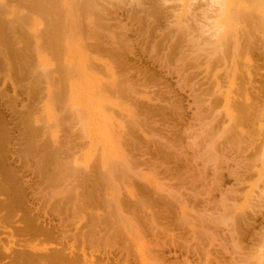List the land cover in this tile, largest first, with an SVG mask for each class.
<instances>
[{"label": "rangeland", "instance_id": "obj_1", "mask_svg": "<svg viewBox=\"0 0 264 264\" xmlns=\"http://www.w3.org/2000/svg\"><path fill=\"white\" fill-rule=\"evenodd\" d=\"M103 1H104V3H103ZM103 1L101 3L98 2V4L100 5L99 10L104 9L106 11L100 10V12H98L95 15V17L100 22L99 24H101L100 28H98V29L101 30V28H102V30L105 34L102 31L98 32V29H97V34L99 35V40L102 43L104 42V44H108V42L113 43L115 41L117 44V47L120 48L118 51L117 57L114 58V62L112 61L114 63L113 67H115V69H116L115 71H117L118 74L122 76V78L120 77V79L123 82H120V83H123V85L120 88V91L115 87V86H117V83L113 82L112 78H110L109 75H107V74L99 75L98 73L92 74V73H89V71L86 69V71H87L86 74L76 76L75 79L73 80V83L67 81V83L65 84L66 86L64 85L65 88L61 87V92H60V94H58V97H56L55 101L50 99V98L48 99V93H47L48 92L47 91L48 85L47 84H48V82H50L49 81L50 76H47L45 74V71L43 70V68L42 69L39 68L38 71H34L36 74L32 71V67H34L36 64H38V62H37L38 58H36L37 57L36 52H34L35 50L33 49L34 44H31V47L27 53H21L23 56L19 55V58H17V55L19 53L18 49L20 48V46L18 45L19 46L18 47L14 44L17 41V40H15V38H8V40L6 42H4V45L2 47H0V55L4 56L3 59L0 56V99H1L0 100L1 101L0 102V130H3L4 134H5V140H4V142H5L4 147L6 150L5 151V155H6L5 168L7 169L9 174L12 176V178L15 180V182H14V184L16 185V187L14 188V190L16 191L15 193H17L19 196H21L23 198L24 203H25V206L17 208L18 209V215L14 216V217L8 215L5 218H3V217H1V214H0V226H3L6 228L5 230L3 227L0 228L1 229L0 230V235H1L0 238L2 239V242L5 243V245H6V240H7L6 246H9L8 242L10 243V240H11V242H12L11 246L13 247V249L18 250L19 249L18 247L21 246L19 244H24L25 242L28 241V239L29 240H31L32 238L36 239V237H37L39 240L36 239V240H34L35 242H32L33 241V239H32L31 241H29L30 243L29 242L26 243V244L29 243L31 245H37L41 241L40 240L41 236H35V235L34 236L31 235L28 237L23 236L17 232V229L22 228V227H27L28 225L32 226L30 224H31V221H33V220H35L38 224H40V223L47 224L49 221H51V222L54 221L52 223L56 227L55 228L56 231L53 230L54 231L53 234L57 233L56 237L55 236L54 237L56 238V241L58 239L59 242L58 241L56 242L53 239H48V238H46V236H42V238H41L42 241L38 245L41 246V244H43L42 246H44L47 244L50 245L51 243L60 244V242L63 241V244H65V246H67V244H66V241H67V243L70 242L69 245L67 246V247H69L71 245L72 246L75 245L78 242L76 246H73V249H75L74 247H76V249L74 250L75 255L81 257L80 258L81 264L82 263L85 264L86 261H87L86 264H92L93 261H95V263H93V264H97V263L100 264V262H103L104 260H107V261H104V263H101V264H105L107 262H108L107 264H120L119 263V262H121L120 260L125 261V259H126L125 263H127V264H152V263L153 264H200V263L201 264L202 263L203 264L204 263L205 264H219V263L220 264L221 263L222 264H236L237 262L239 264V261H240L239 258H241V260L244 258V262L248 263V260H247L248 258L245 257L248 255H249L248 257L250 259L249 264H252V263L256 264L257 263L256 259L258 258V256L259 255L264 256V255H262V254H264V244H262L263 250L261 249L262 251H260V253H259V251L257 253H255L258 246L262 242L264 243V241H263V236H264V215H263L264 214V208H263L264 207V194H262V195L258 194L261 192V189H262V191H264L263 190V187H264V170H263L264 166L262 163V161L264 160V157L262 158V156H264V153L262 154V156L258 155L260 153V149H262L261 145L264 144V137H263L264 136V130H263L264 125H262V124H264V44H262L263 43L262 41L264 40V38L263 39L261 38V36H263V35L260 33H254L255 39H254V41H253L254 43L252 45L253 46L252 47V54H250L253 64L251 63L249 66L247 65V67H249V70L251 71L252 80H250L248 78V76L245 75L246 73L244 71L246 70V68H245L244 62L238 61L237 62L238 69H241V67L243 66V68H242L243 70H237V73L239 75L237 74V76L235 78H236V81H238L239 83L236 82V86L233 87V84L232 85H231V83L228 84L229 78H228V72L226 73L227 70H225L226 68L224 66H222L221 64H219V65L218 64H212L210 66L211 69L209 67H207V64L205 63L206 53H204L202 51V50H204L203 49L204 47L200 46V45H202V44H200L201 43L200 41L198 42L199 44L193 42L194 38H196L197 35H198L197 38H199V36L200 37L203 36L202 32H200L201 30L198 32V29H200L199 24H202L203 22H204L203 24H205L208 22V20H206V18H205V15L210 17L209 22L207 24H211L213 22V19L214 18L217 19V17H218L217 15L219 13H221V11H219L220 6H218L216 4H212L210 0H204V1L203 0H188L189 2H191L189 5L187 4V2H188L187 0H183V1L182 0H178V1L177 0H175V1L174 0H168L167 2H165V0H161V1L160 0H143V8H142V6L139 7L138 5H135V4L132 5L130 3L131 2L130 0H126V1L120 0V1H122L123 4H121V2L119 3L117 0H114V1L109 0V1H112L111 4L108 0H103ZM128 1L132 6L129 5ZM184 1H185V4H183ZM105 2L107 3V5L109 4L111 7L109 5L108 6L110 8L107 7ZM115 3L116 4L119 3V4H117V6H116ZM208 4H209V6H208ZM124 5H126V6H124ZM214 5H216V7ZM136 6H138V8ZM188 7H190L191 10ZM210 7L212 10H209ZM215 8H218V9L216 10ZM129 9H131V10H129ZM262 9H264V8H262ZM262 9H260V10H262ZM187 10H188L189 14L187 13ZM189 10L192 12H190ZM204 10H207V11H204ZM263 11L264 10L260 11L259 14L262 13V15L264 16ZM102 12H105L106 14L104 13V15H103ZM129 12H131V13L128 14ZM141 12H142V14H141ZM177 12H178L177 15H180L182 17L187 15L185 17L187 20H185V18H182V20L184 23L187 24L184 26H186L187 28L189 26V28H188L189 33L186 31L187 28L185 29V27L182 25H181L182 27L181 26L179 27L178 25H177V27H174L173 22H174V20L176 21V19H174V18H175V15ZM113 13H115V14H113ZM214 13H218V14H214ZM182 14H184V15H182ZM212 14H214V15H212ZM98 15H99V17H98ZM105 15L106 16L109 15L108 18H106ZM114 15H115V17H114ZM172 15L174 17H172V19H171ZM202 15L204 16L205 19L202 17ZM149 16H151V17H149ZM118 17H120V18H118ZM152 18L154 21L151 20ZM100 19H101V21H100ZM102 19H104V21ZM127 19H128V21H126ZM166 19H168V20L170 19V20L168 21ZM210 19H212V21H210ZM218 19L222 20L221 17H219ZM105 20H107V22L109 20H111L112 22L107 23V22H105ZM113 20H115V21L113 22ZM197 21L199 22L198 24H197ZM118 22H119V24H118ZM120 22H122L123 25ZM169 22L172 23V26L174 28L173 27L171 28V26H170L171 24L170 25L167 24ZM233 23L234 22H230L229 24H233ZM124 24L128 27V28L125 27V28H127L126 31H122V29H124L123 26H125ZM129 24H130V26H129ZM131 24H132V26H131ZM196 26H198V27H196ZM168 27H170V28H168ZM183 27H184V29H183ZM120 28H122V29L118 31L117 29H120ZM157 28H158V30H157ZM232 28L233 29L236 28V30L235 29L234 30L237 32V31H240L241 26H238V28L236 26H234ZM165 29H167V31ZM190 29H192V30H190ZM196 29H197V31H196ZM112 30L114 31V34H113ZM120 31H122V32H120ZM162 31H164L163 34H161ZM175 31H178L177 34L174 33ZM192 31H193V33L194 32L195 33L193 35H190V34H192ZM107 32H110V35ZM185 32L187 33L186 35H185ZM258 34H260V35H258ZM107 35H109L112 38V40ZM187 35H190V37L188 38ZM204 35L208 36V34H204ZM120 36L123 38H121ZM107 38H109V39H107ZM137 38H139V39H137ZM155 38H156V40H155ZM191 38H193V39L191 40ZM5 39H7V37H5ZM106 39H107V41H106ZM189 39H190V41H186ZM129 40H131V42H129ZM173 40H174V42H173ZM196 40L198 41L201 39H196ZM196 40H194V41H196ZM191 41L193 42L192 46H191V44H192ZM190 42H191V44H190ZM131 43H133V45ZM194 43L196 45L195 47H197V45H198V47L200 46V49H201L200 51L195 52L196 48L193 47ZM144 44H145V46H144ZM167 44H168V46H167ZM130 46H132L133 50ZM151 47H153V48H151ZM184 47L186 49H184ZM192 47L195 49V51H194V49L192 51ZM4 48H5L6 52L4 51ZM150 48L152 49L153 53L150 50ZM141 49H143V51H141ZM178 49H179V51H178ZM126 50H128V51H126ZM186 51L187 52L190 51V52L185 54L184 52H186ZM130 52H131V54H129ZM192 52H194V53H192ZM200 52H201V54H200ZM149 53L151 54V56ZM180 53H181V55H180ZM202 53H204L205 55ZM164 54H166L165 57H164ZM197 54L199 56L201 55L199 62H198L199 56ZM133 55H134V57H133ZM159 55H160V57H159ZM202 55H204V56H202ZM230 55H232L231 52H228L227 59H228V57L230 58V60L228 59V62L231 61V59H232V57H230ZM26 56H27V58H25ZM155 57H157V59ZM185 57H187V61H185L186 60ZM22 58H24V60H22ZM163 58H164V60H163L164 62L162 63V61H160V60H162ZM193 58H197V59H195V61L198 64L195 63V61L194 62L192 61ZM239 59L241 60L242 58L240 57ZM165 60H166V62H165ZM3 61L4 62L6 61L5 64L6 63L7 64L5 65L3 63ZM177 61H179L180 63H177ZM35 62H36V64H35ZM176 63L179 65H177ZM161 64H164V65L161 66ZM240 64H242V65H240ZM8 65H11V66H8ZM167 65H168V67H166ZM199 65H201V66H199ZM25 66H26V68H25ZM178 66H179V68H178ZM195 67H198L197 71L195 70L196 69ZM215 67H217V68H215ZM201 68H203V69H201ZM9 69L11 71H9ZM178 69H179V71H178ZM190 69H192L194 71H192V70L190 71ZM259 69L262 71H260ZM129 70H131V71H129ZM7 71H8V73L4 74ZM177 71H178V73H177ZM2 72H4V73H2ZM185 72H187V73H185ZM1 73L4 76L1 75ZM32 73H34V75H32ZM128 73H129V75H128ZM184 73H185V77H183ZM241 73L242 74L244 73V75H242ZM8 74L10 75V78H12V79H9L7 77ZM87 74H88V76H87ZM90 74L92 75V77ZM205 74H207L208 76H206ZM211 74L214 77V80H213V77L211 76ZM137 75H139V76H137ZM141 75H143V76H141ZM178 75H179V77H178ZM199 75H201V76H199ZM204 76H206V77L204 78ZM3 77H5L4 80H3ZM135 77L137 79L134 80ZM143 77H145V78H143ZM244 77H246V78H244ZM182 78H183V80H181ZM196 78H198V79L196 80ZM88 79L91 80V82ZM144 79H145V82H144ZM193 79L195 80L194 83H193ZM225 79H227V80H225ZM28 80L30 83L28 82ZM93 80H97V83L98 82H101V83H99V85H96L95 86L96 88L95 87L91 88V86H93V83H92ZM180 80L182 82L184 81V83H182ZM209 80H212V81H209ZM248 80H250L252 82L249 83L250 81L247 82ZM11 81H13V82H11ZM25 81H27V82H25ZM125 81H126V83H125ZM178 81L181 83H179ZM1 82H3V83H1ZM27 83H29V84L27 85ZM43 83H45V84H43ZM137 83H139V84H137ZM141 83H143V84H141ZM190 83L191 84L193 83L192 84L193 89H191L192 87H191ZM247 83H249V84H247ZM86 84L89 85V88H91V89H89V88L86 89L87 88V87H85V86H87ZM165 84H166V86H165ZM194 84L196 85V87ZM237 84H238V87H237ZM245 84H247V85H245ZM15 85H17V86H15ZM146 85H147V87H146ZM183 85L186 87V89L184 88ZM188 85H190V86H188ZM205 85H208V86H205ZM104 86H106V88ZM123 86H125V87H123ZM137 86H139V87L137 88ZM200 86H201V88H200ZM13 87L14 88L17 87V88H15L16 91L14 90ZM126 87H130V88L127 89ZM229 87L230 88L232 87L231 92H230ZM102 88L106 89V91H104ZM147 88H149V89L147 90ZM167 88H169V89H167ZM221 88H222V90H221ZM236 88H238L239 92H241V90L245 91V89H246L249 92V97L251 98L250 103L252 104V107H251L252 110L250 109L249 110L250 113L247 116H245L243 123L240 125L241 127H237V125L234 124L237 127V129L232 124V122L230 124L228 118H226V109L227 108H225L226 107L225 103L223 105V102H225L223 99V96L225 98V95L227 93V91H225V90L228 89L229 94L230 95L233 94V97L237 98V96H239V92H236L237 91ZM112 89H113V91H112ZM129 89H130V91H129ZM160 89H163V90H160ZM200 89H201V91H200ZM219 89H220V91H218ZM250 89H252V90L250 91ZM254 89H256V90H254ZM13 91H15V92L13 93ZM131 91H132V94H130ZM141 91H143L144 93ZM212 91H215V95H214V92H212ZM40 92H42L43 94L42 93L40 94ZM109 92H110V94H109ZM150 92H152V93L150 94ZM211 92L213 95H211ZM220 92H221V94H219ZM255 92H257V93H255ZM6 93H7L8 98L6 96ZM12 94L14 96L16 94L17 95L14 97V96H12ZM28 94H30V95H28ZM94 94H96V95H94ZM234 94H235V96H234ZM27 95H28V98H27ZM199 95H201V97ZM211 96L213 98H211ZM136 97H138V99ZM155 97L158 98V99H156L157 101L159 100L158 102L155 100ZM229 97H231V96H229ZM232 98H231V100H232L231 102H233V99H234V98L233 99ZM107 99H108V102H105ZM151 99H153V100L151 101ZM170 99L171 100L173 99V100L171 101ZM207 99H208V101H207ZM162 101H164V102H162ZM204 101H207V102H204ZM165 103L170 108L168 106H166ZM193 103H195V104H193ZM200 103L201 104L203 103V105L205 103V105L203 106ZM221 103H222V105H221ZM4 104L7 105V106L5 105L6 108H5ZM15 104L17 107L15 106ZM76 105L80 109L75 110V108H74L75 111H73L72 107H74V106L77 107ZM19 106H22V107H19ZM23 106H25V107H23ZM257 106H259V107H257ZM206 107H208V108H206ZM230 107H232V105ZM9 108L11 110H9ZM199 108H201V109L199 110ZM215 108H217V109H215ZM20 109H22V110H20ZM30 109H32V111ZM176 109H179V110H176ZM256 109H257V111H256ZM77 110H80L83 112L80 113V111L77 112ZM231 110H232V108H231ZM7 111H9V112H7ZM29 111L31 112V114H29ZM135 112H137V113H135ZM205 112L207 115L208 114H212V115L207 116L205 114ZM232 112H234V111L232 110ZM71 113H72V115H71ZM137 114L139 117L137 116ZM199 114H201V115L199 116ZM28 115L30 118H28ZM70 115L72 117H70ZM76 115H78V117ZM133 115H134V117H133ZM234 115H236V114H234ZM255 116L257 117L255 119L256 121L253 120L255 118ZM32 117L38 118L39 121L37 120V124H38V126H40L39 128H37L38 130L35 132V136L31 134V129H29L27 127L28 123L31 121V119H33ZM79 117H80V120H79ZM200 117H202V118H200ZM224 117H225V119H224ZM235 117H237V115ZM260 117H261V120H260ZM258 118H259L260 122L257 121ZM133 120H134V122L137 121V124L139 123L140 126L135 124V123H134V125L131 124V123H133L132 122ZM149 120H151V121H149ZM204 120H206V121H204ZM152 121L155 123L157 122L156 123L157 126ZM197 122H198V124H197ZM207 122H209V125ZM39 123H40V125H39ZM152 123L156 127L155 126L153 127V125H151ZM254 123H256L257 125H255ZM252 124H253V126H252ZM136 125L139 127L137 128ZM191 125H192V127H191ZM210 125H213V126H210ZM228 125L230 127H229V130L227 131ZM121 126H122V128H121ZM134 126H136V127H134ZM204 126H206V127H204ZM259 126H262L263 128H260ZM43 127H44V129H43ZM49 127H51V128H49ZM141 127H142V129H141ZM223 127H224V129L226 128L225 131H224ZM138 129H139V131H138ZM46 130H47V133H46ZM143 130H144V132H143ZM199 130L202 132L200 133ZM150 131H153V133H154L153 135H156L158 137L161 136V137L160 138L156 137L157 139H155L154 137H152L153 135H152V132L150 133ZM221 131L223 133L224 132L225 133L228 132V133H226V135H225ZM193 132H194V135H193ZM217 132H218V135H217ZM259 132H260L261 136H260ZM148 133L151 134V136ZM220 133H222V135ZM40 134L43 136H41ZM215 134L218 136V138L221 136L222 139L220 141L218 139H216ZM248 134H251V135H248ZM192 135L197 136L196 137L197 139L200 137L199 140H201V141L197 140L195 137H192ZM223 135H225V136L223 137ZM31 136L35 137L36 141H31L30 140ZM190 136H191V138H190ZM209 136H210V138H209ZM41 137H43V138L41 139ZM128 137H130L131 140ZM163 137L165 140L163 139ZM186 137L190 138V140L189 139L187 140ZM36 138H38V139H36ZM205 138H207V139H205ZM50 139H52V140H50ZM210 139L212 142L211 147L209 146L211 144V142L209 141ZM14 140L16 142H13ZM214 140H216V141H214ZM40 141H42V142H40ZM120 141H121V145L119 144ZM193 141L194 142L197 141L196 142L197 146L195 145V143ZM203 141H204V143H202ZM208 141L210 142L209 144H208ZM12 142H13V144H12ZM35 142H39V143H35ZM215 142L217 143V145ZM240 142L242 143V145ZM261 142H263V143L261 144ZM8 143H9V147H7ZM24 143L26 144V146L24 145ZM169 143H170V145H169ZM237 143L239 145H237ZM199 144H200V146L198 147ZM221 144H222V146H221ZM227 144H230V146L229 145L227 146ZM234 144H235V146H233ZM14 145L15 146L18 145V146L15 147ZM189 145L192 147H190ZM10 146H13V148ZM67 146H68V148H67ZM120 146L122 149L120 148ZM167 146H169V147H167ZM206 146H209V147H206ZM259 146H261V148ZM103 147H105V148H103ZM173 147H175L174 148L175 150H173ZM248 147H250V148H248ZM11 148H12V150H11ZM207 148H211V150H213V151H211L212 154H210L211 153L210 149H207ZM247 148H248L249 152L247 150H244ZM224 149L226 151H224ZM134 150H135V152H134ZM177 150H179L178 153H177ZM215 150H217V152ZM139 151H141V152H139ZM207 151H209L210 153H208V155L206 156L205 154H207L206 153ZM243 151L244 152L246 151L245 152L246 154L243 153ZM8 152H10V153L8 154ZM14 152H15V154H14ZM17 152H18V154H17ZM24 152H26L27 154L25 155ZM105 152H107V154ZM203 152H205V153H203ZM257 152H258V154H257ZM19 153H20V155H19ZM104 153L107 155L106 156L107 158L109 157L108 158L109 160H110V156L113 158L110 161L106 160V161H108L107 166H109L111 168V169H107V170H109L108 172L106 171L107 173H104V170L100 171L102 169H100L101 167H99L102 163L101 160H102V155ZM119 153L120 154L124 153V154H122L123 156H125L127 153V156L129 155V157H131L130 159L128 157V159L130 160L129 162L131 163L130 164L132 167L131 169H129L130 168L129 164L128 165L124 164V162H125L124 159L126 158V156H125V158H123L122 156L120 157ZM180 153L181 154L184 153V155H180ZM234 153H235V155H233ZM10 154H11V156L14 155V157L13 156L11 157ZM185 154L187 155V157ZM241 154H245V155H241ZM24 155L26 156V160L24 158L25 157ZM176 155H178V156H176ZM198 155H200V156H198ZM202 155H204L203 158H202ZM213 155L215 157H212ZM230 155H232V156H230ZM19 156H20V158H19ZM60 156H62V157H60ZM87 156H88V158L90 156L93 157V158L90 157L93 160L91 161V159H90V165H89V166H93V168L91 169V172H88V173L84 172V170H87V167H88L86 164V157ZM234 156L235 157L237 156V157L235 158ZM239 156H241L240 159H239ZM260 156L263 160L260 159ZM78 157L81 160L80 161L81 164L75 165V166L78 168V170H81L82 172L78 174V178H80V179L75 181V182H77V184H76L77 188H76V187L72 186V183H71V186H69L70 178L72 181L74 177L73 176L70 177L71 175L69 177H67L65 175V177H67V178H65L64 174H71L70 168L72 166H74L73 164H75L73 162V160L75 161V159H77ZM200 157L202 159H200ZM228 157H230V158H228ZM242 157H243V159H242ZM251 157L255 158L253 163L248 162V160H251V162H252L253 159ZM10 158H12V159H10ZM34 158L35 159L38 158V159L35 160ZM115 158L117 160H118V158H121V159L123 158V161L120 159L117 161ZM140 158H142V159H140ZM206 158L209 160L208 164H207L208 160ZM210 158H212V159H210ZM214 158L215 159L219 158V160H215ZM226 158L229 159V160L227 159L228 160L227 162H225ZM256 159H258V160H256ZM9 160H11V161H9ZM19 160H20V162H19ZM41 160H43L44 162ZM114 160L119 165L117 163H116L117 165H115ZM235 160H236V162H234ZM238 160H239V162H237ZM259 160H260V162H259ZM64 161H65V165L67 166V168L70 169V170L68 169V171H67V169L65 168L67 173L65 172V170L63 168V166L66 167L64 165ZM111 161H112V163H111ZM120 161H121V163H119ZM243 161L244 162L246 161V162L243 163ZM72 162H73V164H72ZM203 162H205V164ZM25 163L27 164V166ZM38 163H41L43 165H41L40 168L38 167V169H37V166L40 165ZM84 163H85L86 168L84 166ZM260 163H262V164H260ZM24 164L26 166V169H25ZM70 165H72V166H70ZM120 165H123V167H121ZM237 165H239V166H237ZM29 166H30V168H29ZM111 166H113V167H111ZM114 166H115V168H114ZM126 166H127V168H126ZM2 167H3V165H0V171L2 170L1 169ZM31 167H32V169L34 168V170H32ZM109 167H107V168H109ZM133 167L136 168L135 172L133 170L134 169ZM240 167H241V169H240ZM124 168L126 170L128 169L127 172L130 171L131 173L129 172V174H127L124 171L125 170ZM261 168H263L262 171H261ZM28 169L31 172L28 171ZM53 169H54V171H53ZM238 169H240V170H238ZM118 170H120L122 172L124 171V173L127 174V176L125 175V177H127L129 179H126V178H125L126 180L123 179L124 175L122 176V174H124V173H122V172L119 173ZM132 170H133V172H132ZM61 171H62V173H61ZM113 171H114V173H113ZM259 171H261V172H259ZM19 172H21V173H19ZM31 173H33V174H31ZM103 173L106 174V177H105V175L103 176ZM112 173L114 174L113 175L114 177L112 176L113 178H110ZM115 173L117 175H115ZM214 173H215V175H214ZM216 173H217V175H216ZM98 174L101 176H99ZM38 175H41V176H38ZM119 175L121 176V181L123 182V184H121L122 182L120 181ZM129 175H130V177H129ZM134 175H135V177H134ZM260 175H263V176L261 177ZM49 176H50V178H49ZM197 176L200 179H198V178L196 179ZM38 177H40V178L37 179ZM100 177H102V178L104 177L106 179L105 180L106 183L103 180L104 178L102 179ZM22 178H24L23 182L21 181ZM62 178L67 179V182L61 181ZM107 178L112 182V184L114 186H115L114 182H117L116 183L117 185L115 187L112 185V188L113 187L116 188V189H114L116 191H113V189L109 188V187H111V184H110V182L108 183L109 180ZM165 178L166 179L168 178V179L166 180ZM40 179H42V180H40ZM46 179H48V180H46ZM54 179L58 180V181L53 182ZM65 179H63V180H65ZM43 180H44V182L47 181V183L45 182L46 184H42L43 182H41V181H43ZM118 181H120V182L118 183ZM63 182H64V187L61 186V185H63ZM39 183L42 184V187ZM55 183L57 184V186L60 185L63 188L60 187L61 190H60V188L57 189L56 185H54ZM67 183H69L68 184L69 187H72L71 190L69 187H68V189H65V188H67L65 186V184L67 185ZM34 184L35 185L38 184L36 186L37 188L33 187ZM106 184H107V186L108 185H110V186L107 187ZM73 185H75V183ZM104 185L107 188H105ZM38 186H39V189H38ZM46 186L47 187L50 186L51 188H56V189L54 190V189H51L50 187H48V188H50V190H48V192H47ZM192 186H193V188H191ZM34 188H35V190H34ZM103 188L105 189L104 191H103ZM63 189H65V191L66 190L70 191L69 194H68V192H66V193L63 192L64 193V199L61 198V196L59 195L60 193L58 194V192H57L58 190H60L62 192ZM77 189H79V190H77ZM107 189H108V191H107ZM156 189L157 190L160 189L159 191L161 193H163V195L159 191H158L159 193H157ZM36 190H38V192ZM40 190H41V192H40ZM51 190H52V192L55 191L56 193L53 192L54 196H57V194H58V196H60L58 198H60V199L53 197L55 199V200H53V198L51 196V195H53V193L51 192ZM118 190H120L121 192ZM31 191L33 194H31ZM73 191H75V192H73ZM76 191L78 193H76ZM167 191H168V193L170 192V196L172 197L171 199H169L170 196H169V194L166 193ZM34 192H37L38 196H39V194L41 196H39L37 198L36 197L37 194ZM44 192H46V193L44 194ZM50 192H51V194L49 196ZM118 192H119L120 196H119ZM133 192H134V194H133ZM47 193H48V195H47ZM175 193H176V195H175ZM34 194H36V196ZM42 194H44V195L42 196ZM66 194H67V196H65ZM127 194H131V196L127 195ZM237 194H238V196H237ZM32 195L34 198H32ZM1 196L3 197L4 195H1ZM1 196H0V198H2ZM76 196L80 197L81 199L77 198ZM127 196H128V198H127ZM46 197H48V198H46ZM62 197H63V195H62ZM119 197H120V200H119ZM132 197L134 200L132 199ZM4 198H6V196ZM43 198L45 199L44 201H43ZM50 198H52V199H50ZM108 198L109 199L111 198L112 202L115 201L113 203H116V204H117V202L119 203L118 205L120 206V208L118 209V211H117V208L119 206L116 204L112 205L113 203H111L108 200ZM125 198H127V199H125ZM130 198L132 201L130 200ZM173 198H175V199H173ZM222 198H224V199H222ZM259 198H260V200H259ZM61 199H63L61 201L62 204L60 202ZM75 199L78 201H76ZM105 199L108 201H106ZM47 200L49 202L48 204H50V202H51L50 206H47L48 205ZM71 200H73V201L75 200V203L77 202L76 204H74L75 206H71V205H73L72 204L73 201L71 203ZM137 200L139 202L141 200V202H143V203H141V202L139 203ZM257 200H258V203H257ZM30 201H32V202H30ZM40 203H41V205H40ZM105 203H107L108 207L106 206ZM36 204H37L38 208H37V211L34 212V209H36V208H34L36 206ZM109 204H110V207L112 208L111 209L112 211L110 210ZM139 204H145L144 206H146V209L144 207H142L144 209L143 210ZM258 204H259V207H260V205H261V207L263 205L262 209L261 208L259 210L256 209ZM46 206H47V208H46ZM65 206H66V208L68 207L67 208L68 210H66V212H65V209H66ZM104 206H106L108 209L103 208ZM113 206H115V208H116L115 210H113L114 209ZM248 206H249V209L247 210ZM76 207H77V210L75 209ZM83 207H86V208H83ZM181 207H182V209H185V211H183L181 209ZM234 207L236 208V210H234L235 209ZM87 208H89V211H91V213L89 211H87L88 210ZM96 208H97V210H99V211L102 210V211L100 213H98L99 212L98 211L97 214H96V211H94L96 214V216H95L94 212H92V210H96ZM122 208L124 210H122ZM250 208L252 210H250ZM42 209H44V211ZM71 209L72 210L75 209V215L77 216V214H76V211H77L78 214H80L78 217L79 218L82 217L83 220H82V218H80V220H81L80 221L77 218L79 220L77 222L73 211H72L73 214H71V211H69ZM105 209H106V211H105ZM130 209L132 211H130ZM52 210H53L54 214L51 212ZM80 210H81V213L79 212ZM148 210H151V211L149 212ZM152 210H154V211H152ZM180 210L182 211V213H180L181 212ZM85 211H86V213H85ZM108 211L112 215H115L113 213V211L114 212L117 211V212L121 213V214H119L116 212L118 217H115V219L120 218V220L116 221L114 219V216H112V215L110 216ZM206 211H208V212H206ZM30 212L32 214H30ZM45 212H47V214H45ZM127 212H128V214H127ZM138 212L141 214H139ZM186 212H187L188 216L190 215V216L194 217L192 219L190 218V220L194 221V223L192 222L193 225H192V223H189L191 221L188 222V218H187L188 216H184L186 214ZM221 212L223 214H224V212L227 213L225 215V217L228 216V213H230L231 216H235L234 217L235 220H234V219H231L233 217H231L229 214V216L231 218L227 219L228 222L226 221V223L228 225L230 224L232 226V227H229L230 231H229L228 227H226L228 225L224 224L223 219L220 220L221 222L223 221V224L221 226L219 225V224H221L220 222L219 223L217 222V224L219 226L216 225V223H214L220 219ZM239 212L242 214H240ZM83 213H85V214H83ZM105 213L107 216L105 215ZM142 213H144L146 215L145 216V217H147L146 220H144L145 217H144V215H142ZM146 213L147 214L150 213V214L147 215ZM55 214H58V216ZM129 214H131V215H129ZM181 214H182V216H181ZM47 215L49 217H47ZM59 215H61V217H59ZM71 215H74V216H71ZM120 215H123V216L121 217ZM132 215H134L135 218ZM150 215H151V217H149ZM85 216H86V218H85ZM108 216L111 217L110 219H112V220L114 219V223L112 220H110L108 218ZM130 216H132V217H130ZM152 216H154V221H153ZM67 217H68V219L73 217L71 220L73 222L75 220L74 224L77 223L76 227H78L79 229H77L76 227L75 228L78 230V234H77V230L74 229L72 226L73 222L70 219L68 221ZM74 217H75V219H74ZM97 217L99 218L100 221L98 220ZM124 217L127 219V222L124 220L125 224L128 223L129 228L126 227L127 224L125 225L124 221L122 220ZM222 217H224V216H222ZM1 218H2V220H1ZM13 218H15V219H13ZM48 218H49V220H47ZM131 218L133 220L136 219L135 220L136 222L138 220V222H137L138 226H137L136 222H134L133 220L132 221L130 220ZM195 218H196V221H195ZM203 218H204V220H203ZM209 218L211 219L212 222L213 221L214 222L212 223ZM7 219H8V221H7ZM10 219H12V220H10ZM38 219H40V220H38ZM43 219H44V221H42ZM180 219H182V221H183V219L184 220L186 219L188 222L187 223L188 225L184 224V223H186L185 221H184V223L183 222L181 223ZM13 220H15V221L13 222ZM150 220L152 221L151 224L149 223ZM224 220H226V218ZM231 220L234 221L233 222L234 224L232 223ZM59 221H60V223H59ZM64 221L65 222L67 221V223H65ZM92 221H93V223H92ZM115 221L116 222L121 221V222H119V225L122 224L121 225L122 228L121 227H120V229L116 228V225H118V224H115ZM241 221H243V222H241ZM3 222H5V223H3ZM18 222H20L22 224H20ZM69 222H70V224H69ZM133 222L135 223V225L133 224ZM197 222H199L201 225H198L199 223H197ZM10 223H12L14 225H11ZM153 223L154 224L157 223L159 227L155 228L157 226V224L154 227V225L152 226ZM202 223H203V226H202ZM58 224H60V225H58ZM100 224H102L103 227H101L102 225H100ZM112 224H114L115 226ZM5 225L9 226V227H6ZM105 225H107V226L105 227ZM119 225L117 227H119ZM190 225L193 227H191ZM194 225H196V226L194 227ZM61 226H62V228H59ZM95 226H96V228H95ZM134 227H137V229L139 231L142 229H140L138 227L144 228L141 231V233H142V235L144 234L146 236V238L149 237L151 239V238H153L152 235H155V236L150 241L149 238L146 239L145 236L142 237V235L139 234L140 232L137 231L136 228L134 229ZM233 227H235L236 231L234 229H232ZM9 228H12L13 230H11ZM67 228H69V229H67ZM84 228L87 229L85 232H84ZM97 228H99V229L97 230ZM105 228H108V229H105ZM149 228H151V229H149ZM159 228H160V230H159ZM204 228H206V230H208V232L206 231L207 233H210V234L212 233V235H213V237L211 236L212 238H214V237H218V238H214V240L212 239L213 240L212 241L211 238L209 237L210 234H208L209 236L207 234H205L206 232H204L205 231ZM65 229H67V230H65ZM121 229H122V232L120 231ZM132 229H133V231H130ZM201 229H202V233H201ZM231 229H232V233L234 234L236 232L235 235H237V236L231 234ZM60 230H61V233H60ZM75 230H76V232H74ZM81 230H83V231H81ZM193 230L195 231V233H193L194 232ZM233 230H234V232H233ZM6 231H8V233H6ZM110 231H112V232H110ZM136 231H137V233H136ZM198 231H200V232H198ZM69 232H71V233H69ZM83 232L85 233V235L83 234ZM100 232H102V233H100ZM123 232H124V234H123ZM128 232H131V234H129ZM189 232L192 233V239L193 240L195 239L196 241H193L192 243H190L192 240L190 239L191 233H189ZM203 232L205 235H207L206 238L209 237L207 239H210L211 242H210V240L208 241L205 238V235L203 234ZM11 233H12V235H11ZM62 233L67 234V236L65 235L64 239H69V241L63 240L64 235L61 236ZM74 233H75V235H74ZM90 233L94 237L89 235ZM98 233H100L101 235L98 236ZM151 233H152V235H151ZM13 234H15L16 236L15 235L13 236ZM108 234H110V235H108ZM132 234H134V235L132 236ZM230 234L233 235V237ZM79 235L82 238L84 237L85 240L84 241H83V239L80 240L81 238H78ZM106 235H108V237H106ZM124 235H126V237ZM73 236H75V239L72 238ZM88 236L92 237V240H90L91 238L90 239L87 238ZM135 236L137 237V239ZM138 236L140 237V239H138ZM188 236H189V238H188ZM249 236L251 239L249 238ZM117 237H118V239H117ZM131 237H133L132 238L133 241H132V239H130ZM193 237H195V238H193ZM14 238H16V239L18 238V239L15 240ZM128 238H129V240H131V242H132L131 244H128V243H130ZM141 238L144 240H142ZM93 239H94V241H93ZM97 239L98 240L100 239L99 242H95V241H98ZM155 239L156 240L158 239L157 240L158 242L155 241ZM148 240L150 242H148ZM231 240L232 241L236 240L237 244H240V245L243 243L241 245L242 247L240 245L239 246L235 245L236 243L234 244V242H231ZM18 241H20V242H18ZM81 241L84 242L85 246L83 245V243L81 245ZM106 241H107V246L109 245V243H110V245L115 243L114 245H116V246L118 245V246L115 247V246L111 245V249H110L111 251H109L110 253L108 252L110 247H108V250L105 248L107 253L104 252V255H100V254H103L100 251H104L103 250L104 249L103 244H106ZM125 241H127V243ZM154 241H155V243H154ZM187 241L190 243L189 246H187V243H188ZM200 241H201V243H199ZM42 242H44V243H42ZM124 242L126 245H128V247L124 244ZM134 242H135V244H133ZM137 242H138V244H137ZM152 242H153V244H157V245H153ZM184 242L185 243L187 242L186 245ZM238 242H241V243H238ZM149 243H151V245L153 247V249L151 247L152 250L149 249L151 246ZM91 244L95 248L93 247L92 249H90L92 247ZM94 244H96V245L99 244L98 245L99 247L96 248L97 246H95ZM194 244H196V245L193 246ZM202 244H203V247L208 246V247H206L207 248L206 250L204 249V252H202L203 251L202 250V248H203ZM131 245H133L134 248H132ZM146 245L149 246L146 249H149L150 254L152 255L153 253L156 252V256L152 255L150 257V254H149V257H148L145 255V254H147V252L149 253V251L144 252L146 250L144 248L147 247ZM172 245L175 246L174 250H173ZM200 245H201V247H200ZM231 245H234L236 247L238 246L239 248L241 247V249L243 248L245 250H243V252L241 250H239V251H241V253H239V251H237L239 248L237 249L235 247L237 249V250H235V252L238 255H236L234 252H233L234 254H232V250L234 251V248ZM252 245L254 246L253 248H252ZM40 246H38V247H40ZM81 246H83V248H81V252H80L79 250H80ZM107 246L105 245V247H107ZM123 246L124 247L126 246V247L123 248ZM155 246L157 247L156 248L157 250L154 249ZM21 247L23 248V246H21ZM118 247H120V248H118ZM194 247L196 248V251H195ZM216 247H217V249H216ZM249 247H251V248H249ZM112 248H113V250H112ZM121 248H123V249L121 250ZM208 248L210 249V251ZM224 248H225V251L227 250L226 252L224 250H222ZM96 249H99V250H96ZM124 249H126V251ZM246 249H248L250 251L248 252V250H246ZM76 250H78V251H76ZM84 251H85V253H83ZM133 251H136V252H134V254H133ZM186 251H188V253ZM207 251H209L210 253ZM228 251H229V253H228ZM246 251H247V254L250 253L251 255L245 254L244 257L241 256V254L244 255V253H246ZM96 252L98 253V256H97ZM120 252H121V255L119 254ZM125 252H127V254ZM1 253H2V249L0 247V254ZM80 253L85 257L87 255L86 258L88 260H90L89 263H88V260L84 259V257ZM136 253L139 254L138 259H137ZM197 253H198V256H196ZM202 253L203 254L206 253L204 257H203ZM118 254H119V258H116V257H118ZM109 255H111V256H109ZM233 255H234V257H233ZM101 256H102V258H101ZM105 256H107L109 259ZM127 256H128V259H127ZM161 256H162V258H161ZM199 256H200V261H198ZM82 257H83L84 261L82 260ZM260 257L258 258V260H260ZM123 258H124V260H123ZM147 258H150V259H147ZM158 258H159V260H158ZM203 258L204 259L209 258V260L206 259V260H208V263H207V261H204ZM236 258L239 261L236 260ZM245 258L247 261H245ZM145 259H147V260H145ZM223 259H224V261H223ZM97 260H99V262ZM148 260H151V262ZM216 260L219 262H216ZM254 260H255V262H254ZM261 260H263V259H261ZM5 261L6 260H4L2 262V260H0V264L1 263L2 264H9L10 260H8L6 262ZM112 261H116V262H112ZM138 261H139V263H138ZM152 261H154V262H152ZM225 261H226V263H225ZM240 262H242V261H240ZM244 262H242V263L247 264ZM261 262H259L258 264H260ZM263 262H264V260H263ZM121 264H124V262H122Z\"/></svg>", "mask_w": 264, "mask_h": 264}, {"label": "bare ground", "instance_id": "obj_2", "mask_svg": "<svg viewBox=\"0 0 264 264\" xmlns=\"http://www.w3.org/2000/svg\"><path fill=\"white\" fill-rule=\"evenodd\" d=\"M103 0H0V47H2L3 45H4V42H6L7 40H8V38H15V40H17L14 44L16 45V46H20V48L18 49V51H19V53H18V55H17V58H19V55H21V56H23L21 53H27L28 51H29V49H30V47H31V44H34V46H33V49L35 50L34 52H36V58H38V64H36V62H35V66L34 67H32V71L34 72V71H38V69L39 68H43V70L45 71V74L47 75V76H50V78H49V81L50 82H48V99L50 98V99H52V100H56V97H58V94H60V92H61V87L63 88L64 87V85L67 83V81L68 82H71V83H73V80L75 79V77L76 76H79V75H83V74H86V69L89 71V73H98L99 75H102V74H107V75H109L110 76V78H112V80H113V82H116L117 83V86H115L119 91H120V88L122 87V85H123V83H120V82H123V81H121V79H120V77L122 78V76L121 75H119L118 74V72L117 71H115L116 69H115V67H113V62H114V58L115 57H117V55H118V51H119V47H117V44H116V42L114 41L113 43H110V42H108V44H104V42L102 43L100 40H99V35L97 34V29L98 28H100V25L101 24H99L100 22L97 20V18L95 17V15L98 13V12H100V10H99V4H98V2H102ZM109 1V0H108ZM112 1H114V0H112ZM112 1H109L110 2V4H111V2ZM119 3L121 2V4H123L122 3V1H120V0H117ZM116 1V2H117ZM126 1V0H125ZM131 2V4L133 5V4H135V5H138L139 7L140 6H142V8H143V0H130ZM161 1V0H160ZM168 0H165V2H167ZM175 1V0H174ZM178 1V0H177ZM183 1V0H182ZM188 1V0H187ZM186 1V2H187ZM204 1V0H203ZM211 1V3L212 4H216V5H218V6H220L219 8H220V10L219 11H221V13H214V14H218L216 17H217V19L216 18H214L213 19V22L211 23V24H207L208 22H209V18L210 17H208L207 15H205V18H206V20H208V22L207 23H205V24H199V26H200V29H198V32L200 31V32H202V35L204 36H199V38H197L198 37V35H197V37L196 38H194V40H196V39H201V40H196V41H194L193 40V42H195V43H198L199 41L201 42L200 44H202V45H200V46H203L204 48V50H202L204 53H206V61H205V63L207 64V67H209L210 68V66L212 65V64H221L222 66H224L225 68V70H227L226 71V73L228 72V78H229V82H228V84L229 83H231V85L233 84V87L234 86H236V82H238V81H236V76H237V70H243L242 68H243V66L241 67V69H238V64H237V62L239 61V62H244V64H245V68H246V70L244 71L246 74L245 75H247L248 76V78L250 79V80H252V74H251V71L249 70V67H247V65L249 66L251 63H252V58H251V56H250V54H252V45H253V41H254V33H260V34H262L263 36H261V38L263 39L264 38V16L262 15V13H260L259 14V12L260 11H262V10H264V9H262V8H264V0H210ZM189 2V1H188ZM187 2V4L189 5L191 2H189L188 3ZM193 2V1H192ZM202 2V1H201ZM103 3H104V1H103ZM119 3H117V4H119ZM125 3V2H124ZM128 3H129V1H128ZM129 3V5H131ZM105 4H106V6L107 7H109L108 5H107V3L105 2ZM104 4V5H105ZM116 4V3H115ZM117 4H116V6H117ZM120 4V5H121ZM127 4V3H126ZM179 4V3H178ZM183 4H185V1H184V3ZM196 4V3H195ZM210 4V3H209ZM209 4H208V6H209ZM128 5V6H129ZM131 5V6H132ZM149 5V4H148ZM187 5V6H188ZM211 5V4H210ZM216 5H214L215 7H216ZM113 6V5H112ZM124 6H126V5H124ZM127 6V7H128ZM138 6H136L137 8H138ZM147 6V5H146ZM186 6V5H185ZM207 6V5H206ZM213 6V5H212ZM103 7V6H102ZM101 7V8H102ZM111 7V6H110ZM109 7V8H110ZM130 7V6H129ZM148 7V6H147ZM184 7V6H183ZM192 7V6H191ZM205 7V6H204ZM125 8V7H124ZM185 8V7H184ZM188 8H190V7H188ZM187 8V9H188ZM209 8V7H208ZM213 8V7H212ZM229 8V9H228ZM112 9V8H111ZM173 9V8H172ZM180 9V8H179ZM216 10L218 9V8H215ZM214 9V10H215ZM260 9H262V10H260ZM104 9H102L101 11H103ZM129 10H131V9H129ZM168 10V9H167ZM171 10V9H170ZM190 10H191V8H190ZM189 10V11H190ZM208 10V9H207ZM207 10H204V11H207ZM209 10H212L211 9V7H210V9ZM260 10V11H259ZM104 11H106V10H104ZM179 11V10H178ZM199 11V10H198ZM259 11V12H258ZM168 12V11H167ZM190 12H192V11H190ZM212 12V11H211ZM215 12V11H214ZM217 12V11H216ZM103 13V15H104V13L105 12H102ZM131 12H129L128 14H130ZM182 13V12H181ZM187 13H188V10H187ZM263 13H264V11H263ZM106 14V13H105ZM113 14H115V13H113ZM112 14V15H113ZM141 14H142V12H141ZM173 14V13H172ZM178 14V12L176 13V15H175V18L174 19H176V21L174 20V22H173V24H174V27H177V25L180 27L181 25L182 26H184V25H187L186 23H184L183 22V20H182V18H185L186 16H180V15H177ZM180 14V13H179ZM186 14V13H185ZM189 14V13H188ZM214 14H212V15H214ZM100 15V14H99ZM99 15H98V17H99ZM111 15V14H110ZM147 15V14H146ZM174 15V14H173ZM171 16V19H172V17H174V16ZM182 15H184V14H182ZM262 15V16H261ZM106 16V15H105ZM109 16V15H108ZM108 16H106V18H108ZM119 16V15H118ZM189 16V15H188ZM196 16V15H195ZM207 16V17H206ZM114 17H115V15H114ZM121 17V16H120ZM120 17H118V18H120ZM149 17H151V16H149ZM168 17V16H167ZM202 17L204 18V16L202 15ZM214 17V16H213ZM219 17H221L222 18V20L220 19H218ZM196 18V17H195ZM204 18V19H205ZM129 19V18H128ZM128 19L126 20V21H128ZM149 19V18H148ZM103 21H104V19H102ZM151 20H153V18L151 19ZM166 20H168V19H166ZM170 20V19H169ZM168 20V21H169ZM172 20V21H173ZM185 20H187L186 18H185ZM195 20V19H194ZM100 21H101V19H100ZM102 21V22H103ZM115 20H113V22H114ZM117 21V20H116ZM119 21V20H118ZM154 21V20H153ZM204 21V20H203ZM210 21H212V19H210ZM105 22H107V20H105ZM108 22H112L111 20H109ZM107 22V23H108ZM123 22V21H122ZM122 22H120L122 25H123V23ZM177 22V23H176ZM186 22V21H185ZM189 22V21H188ZM230 22H234L233 24H229ZM176 23V24H175ZM199 22L197 21V24H198ZM111 24V23H110ZM118 24H119V22H118ZM167 24H171L170 26H171V28L173 27L172 26V23H167ZM189 24V23H188ZM125 25V24H124ZM168 25V26H169ZM190 25V24H189ZM129 26H130V24H129ZM131 26H132V24H131ZM181 26V27H182ZM234 26H236L237 28H238V26H241V28H240V31H235L236 30V28H232V27H234ZM122 27V26H121ZM124 27V29H122V28H120V29H117L118 31L119 30H121L122 29V31H126L127 30V26L125 25V26H123ZM125 27H127V28H125ZM135 27V26H134ZM173 27V28H174ZM178 27V28H179ZM185 27V29L187 28L186 26H184ZM184 27H183V29H184ZM196 27H198V26H196ZM115 28V27H114ZM168 28H170V27H168ZM188 28H189V26H188ZM186 29V31L188 32V30L189 29ZM113 29V28H112ZM116 29V28H115ZM149 29V28H148ZM180 29V28H179ZM106 30V29H105ZM157 30H158V28H157ZM161 30V29H160ZM166 31H167V29H165ZM190 30H192V29H190ZM99 31H102L103 32V30H102V28H101V30H99L98 29V32ZM108 31V30H107ZM113 31V30H112ZM111 31V32H112ZM122 31H120V32H122ZM156 31V30H155ZM196 31H197V29H196ZM128 32V31H127ZM159 32V31H158ZM177 32L178 31H175L174 33L175 34H177ZM181 32V31H180ZM197 32V33H198ZM104 33V32H103ZM109 35H110V32H107ZM160 33V32H159ZM164 33V31H162L161 32V34H163ZM189 33V32H188ZM195 33V32H194ZM193 33V31H192V34H190V35H193L194 34ZM105 34V33H104ZM113 34H114V31H113ZM155 34V33H154ZM172 34V33H171ZM187 33L185 32V35H186ZM200 34V33H199ZM204 34H208V36H205ZM260 34H258V35H260ZM109 35H107L111 40H112V38L109 36ZM145 35V34H144ZM190 35H187V37L189 38L190 37ZM201 35V34H200ZM162 36V35H161ZM171 36V35H170ZM169 36V37H170ZM183 36V35H182ZM5 37H7V39H5ZM121 37V36H120ZM136 37V36H135ZM144 37V36H143ZM174 37V36H173ZM103 38V37H102ZM105 38V37H104ZM109 38H107V39H109ZM115 38V37H114ZM121 38H123V37H121ZM141 38V37H140ZM176 38V37H175ZM187 38V39H188ZM193 38H191V40L193 39ZM107 39H106V41H107ZM118 39V38H117ZM137 39H139V38H137ZM110 40V41H111ZM155 40H156V38H155ZM124 41V40H123ZM137 41V40H136ZM146 41V40H145ZM166 41V40H165ZM171 41V40H170ZM186 41H190V39L189 40H186ZM119 42V41H118ZM129 42H131V40H129ZM173 42H174V40H173ZM192 42V41H191ZM191 42H190V44H191ZM193 42H192V44H191V46L193 45ZM256 42V41H255ZM263 43L262 44H264V40L262 41ZM110 43V44H109ZM171 43V42H170ZM186 43V42H185ZM188 43V42H187ZM195 43H194V48H196V51H195V49L192 47V51H193V49H194V51L195 52H197V51H200L201 49H200V46L198 47V45H197V47H195L196 45H195ZM132 45H133V43H131ZM141 44V43H140ZM156 44V43H155ZM154 44V45H155ZM199 44V43H198ZM126 45V44H125ZM18 46V47H19ZM127 46V45H126ZM144 46H145V44H144ZM152 46V45H151ZM167 46H168V44H167ZM131 48H132V46H130ZM140 47V46H139ZM186 47V46H185ZM184 47V49H186ZM129 48V47H128ZM151 48H153V47H151ZM150 48V50L152 51V49ZM181 48V47H180ZM179 48V49H180ZM188 48V47H187ZM130 49V48H129ZM179 49H178V51H179ZM198 49V50H197ZM263 49V48H262ZM2 50V49H1ZM132 50H133V48H132ZM131 50V51H132ZM154 50V49H153ZM4 51H5V48H4ZM33 51V50H32ZM126 51H128V50H126ZM135 51V50H134ZM141 51H143V49H141ZM150 51V52H151ZM206 51V52H205ZM6 52V51H5ZM155 52V51H154ZM169 52V51H168ZM190 52V51H189ZM189 52H184L185 54L186 53H189ZM228 52H231V54L232 55H230V57H232V59H231V61H229L228 62V59L230 60V58L228 57V59H227V55H228ZM152 53H153V51H152ZM192 53H194V52H192ZM191 53V54H192ZM204 53H202V54H204ZM2 54V53H1ZM129 54H131V52L129 53ZM150 54V53H149ZM200 54H201V52H200ZM6 55V54H5ZM8 55V54H7ZM165 55L166 54H164V57H165ZM180 55H181V53H180ZM198 55V54H197ZM205 55V54H204ZM204 55H202V56H204ZM1 56V55H0ZM150 56H151V54H150ZM184 56V55H183ZM199 56V55H198ZM2 57V59H3V57L4 56H1ZM8 57V56H7ZM133 57H134V55H133ZM159 57H160V55H159ZM180 57V56H179ZM178 57V58H179ZM189 57V56H188ZM197 57V56H196ZM200 57H201V55L198 57V62L200 61ZM242 58L241 60L239 59V58ZM25 58H27V56L25 57ZM149 58V57H148ZM156 59H157V57H155ZM186 58V60L185 61H187V57H185ZM184 58V59H185ZM1 59V60H2ZM153 59V58H152ZM166 59V58H165ZM195 59H197V58H193L192 59V61L194 62L195 61ZM205 59V58H204ZM8 60V59H7ZM22 60H24V58H22ZM159 60V59H158ZM164 60V58L162 59V60H160V61H162V63L164 62L163 61ZM177 60V59H176ZM190 60V59H189ZM188 60V61H189ZM113 61V62H112ZM6 62V61H5ZM5 62L3 61V63L5 64ZM10 62V61H9ZM139 62V61H138ZM155 62V61H154ZM165 62H166V60H165ZM182 62V61H181ZM204 62V61H203ZM22 63V62H21ZM168 63V62H167ZM177 63H180L179 61H177ZM176 63V64H177ZM195 63H197L196 61H195ZM7 64V63H6ZM5 64V65H6ZM10 64V63H9ZM129 64V63H128ZM184 64V63H183ZM198 64V63H197ZM253 64V63H252ZM18 65V64H17ZM162 65H164V64H161V66ZM169 65V64H168ZM168 65L166 66V67H168ZM177 65H179V64H177ZM217 65V66H218ZM240 65H242V64H240ZM8 66H11V65H8ZM7 66V67H8ZM54 66V67H53ZM127 66V65H126ZM160 66V67H161ZM170 66V65H169ZM183 66V65H182ZM199 66H201V65H199ZM198 66V67H199ZM221 66V67H222ZM6 67V66H5ZM4 67V68H5ZM171 67V66H170ZM198 67H195L196 69V71H197V68ZM252 67V66H251ZM250 67V68H251ZM25 68H26V66H25ZM144 68V67H143ZM178 68H179V66H178ZM183 68V67H182ZM215 68H217V67H215ZM201 69H203V68H201ZM211 69V68H210ZM5 70V69H4ZM7 70V69H6ZM119 70V69H118ZM167 70V69H166ZM176 70V69H175ZM192 69H190V71H191ZM205 70V69H204ZM224 70V71H225ZM260 70V69H259ZM9 71H11L10 69H9ZM129 71H131V70H129ZM134 71V70H133ZM178 71H179V69H178ZM178 71H177V73H178ZM181 71V70H180ZM189 71V70H188ZM187 71V72H188ZM192 71H194V70H192ZM214 71V70H213ZM260 71H262V70H260ZM176 72V71H175ZM187 72H185V73H187ZM243 72V71H242ZM2 73H4V72H2ZM1 73V75H3ZM8 73V71L6 72V73H4V74H7ZM10 73V72H9ZM19 73V72H18ZM35 73V72H34ZM34 73H32V75H34ZM127 73V72H126ZM185 73H184V76L183 77H185ZM214 73V72H213ZM212 73V74H213ZM240 73V72H239ZM36 74V73H35ZM43 74V73H42ZM139 74V73H138ZM212 74H211V76H212ZM221 74V73H220ZM242 74V73H241ZM240 74V75H241ZM91 75V74H90ZM128 75H129V73H128ZM187 75V74H186ZM204 75V74H203ZM206 76H208L207 74H205ZM227 75V74H226ZM239 75V74H238ZM242 75H244V73L242 74ZM4 76V75H3ZM6 76V75H5ZM43 76V75H42ZM87 76H88V74H87ZM137 76H139V75H137ZM141 76H143V75H141ZM199 76H201V75H199ZM206 76H204V78L206 77ZM217 76V75H216ZM7 77L9 78V79H12V78H10V75L8 74L7 75ZM32 77V76H31ZM91 77H92V75H91ZM90 77V78H91ZM178 77H179V75H178ZM187 77V76H186ZM213 77V76H212ZM211 77V78H212ZM225 77V76H224ZM227 77V76H226ZM257 77V76H256ZM259 77V76H258ZM4 78L5 77H3V80H4ZM28 78V77H27ZM41 78V77H40ZM143 78H145V77H143ZM203 78V79H204ZM244 78H246V77H244ZM247 78V79H248ZM51 79V80H50ZM100 79V78H99ZM135 79H137L136 77L134 78V80ZM198 78H196V80H197ZM8 80V79H7ZM31 80V79H30ZM89 80V79H88ZM181 80H183V78L181 79ZM180 80V81H181ZM185 80V79H184ZM213 80H214V77H213ZM216 80V79H215ZM225 80H227V79H225ZM244 80V79H243ZM250 80H248L247 82H249ZM90 82H91V80H89ZM133 81V80H132ZM186 81V80H185ZM207 81V80H206ZM209 81H212V80H209ZM11 82H13V81H11ZM25 82H27V81H25ZM28 82H29V80H28ZM36 82V81H35ZM82 82V81H81ZM86 82V81H85ZM128 82V81H127ZM130 82V81H129ZM141 82V81H140ZM139 82V83H140ZM144 82H145V79H144ZM143 82V83H144ZM179 82V81H178ZM182 82V81H181ZM181 82H179V83H181ZM195 82V80L193 79V83ZM252 81H250L249 83H251ZM1 83H3V82H1ZM15 83V82H14ZM30 83V82H29ZM29 83H27V85L29 84ZM92 83H93V86H91V88L92 87H95L96 85H99V83H101V82H98L97 83V80H93L92 81ZM104 83V82H103ZM125 83H126V81H125ZM124 83V84H125ZM139 83H137V84H139ZM143 83H141V84H143ZM182 83H184V81L182 82ZM192 83V84H193ZM239 83V82H238ZM249 83H247V84H249ZM43 84H45V83H43ZM42 84V85H43ZM90 84V83H89ZM130 84V83H129ZM140 84V85H141ZM147 84V83H146ZM186 84V83H185ZM191 84V83H190ZM191 84V87L193 86ZM201 84V83H200ZM210 84V83H209ZM208 84V85H209ZM212 84V83H211ZM216 84V83H215ZM219 84V83H218ZM247 84H245V85H247ZM41 85V86H42ZM87 85V84H86ZM103 85V84H102ZM105 85V84H104ZM114 85V84H113ZM116 85V84H115ZM150 85V84H149ZM148 85V86H149ZM153 85V84H152ZM195 85V84H194ZM208 85H205V86H208ZM256 85V84H255ZM14 86V85H13ZM15 86H17V85H15ZM44 86V85H43ZM66 86V85H65ZM134 86V85H133ZM155 86V85H154ZM165 86H166V84H165ZM164 86V87H165ZM184 86V85H183ZM188 86H190V85H188ZM222 86V85H221ZM220 86V87H221ZM230 86V85H229ZM240 86V85H239ZM71 87V86H70ZM85 87H87L86 89H88L89 88V85H87V86H85ZM105 88H106V86H104ZM103 87V88H104ZM111 87V86H110ZM123 87H125V86H123ZM139 86H137V88H138ZM141 87V86H140ZM146 87H147V85H146ZM180 87V86H179ZM195 87H196V85H195ZM237 87H238V84H237ZM251 87V86H250ZM14 88V87H13ZM15 88H17V87H15ZM15 88H14V90H15ZM65 88V87H64ZM91 88H89V89H91ZM96 88V87H95ZM102 88V89H103ZM127 89L128 88H130V87H126ZM152 88V87H151ZM184 88L186 89V87L184 86ZM183 88V89H184ZM200 88H201V86H200ZM230 88V87H229ZM243 88V87H242ZM245 88V87H244ZM101 89V90H102ZM114 89V88H113ZM113 89H112V91H113ZM134 89V88H133ZM140 89V88H139ZM149 88H147V90H148ZM167 89H169V88H167ZM180 89V88H179ZM182 89V88H181ZM190 89V88H189ZM191 89H193V87L191 88ZM190 89V90H191ZM231 89H232V87L230 88V92H231ZM234 89V88H233ZM237 89V91L236 92H239L238 91V88H236ZM13 90V89H12ZM44 90V89H43ZM94 90V89H93ZM100 90V89H99ZM104 91H106V89H103ZM108 90V89H107ZM160 90H163V89H160ZM221 90H222V88H221ZM252 89H250V91H251ZM254 90H256V89H254ZM16 91V90H15ZM15 91H13V93L15 92ZM29 91V90H28ZM27 91V92H28ZM128 91V90H127ZM129 91H130V89H129ZM192 91V90H191ZM200 91H201V89H200ZM218 91H220V89L218 90ZM225 91H227V93H226V95H225V98H224V96H223V99H224V101L225 102H223V105H224V103H225V108H227L226 109V118H228V120H229V122H230V124H231V122H232V124L234 125H237V127H241L240 125L243 123V120H244V118H245V116H247L250 112H249V110L251 109L252 110V104L250 103L251 102V98L249 97V92L245 89V91L244 90H241V92H239V96H237V98H234L233 97V94L232 95H230L229 94V90L227 89V90H225ZM224 91V92H225ZM6 92V91H5ZM141 92H143V91H141ZM198 92V91H197ZM212 92H214V95H215V91H212ZM212 92H211V95H213L212 94ZM223 92V93H224ZM42 92H40V94H41ZM103 93V92H102ZM108 93V92H107ZM144 93V92H143ZM152 92H150V94H151ZM154 93V92H153ZM255 93H257V92H255ZM26 94V93H25ZM39 94V95H40ZM43 94V93H42ZM90 94V93H89ZM109 94H110V92H109ZM123 94V93H122ZM130 94H132V91L130 92ZM137 94V93H136ZM139 94V93H138ZM142 94V93H141ZM170 94V93H169ZM194 94V93H193ZM219 94H221V92L219 93ZM17 95V94H16ZM15 95V96H16ZM28 95H30V94H28ZM28 95H27V98H28ZM38 95V96H39ZM52 95V96H51ZM81 95V94H80ZM94 95H96V94H94ZM223 95V94H222ZM6 96H7V93H6ZM12 96H14L13 94H12ZM14 96V97H15ZM131 96V95H130ZM197 96V95H196ZM200 97H201V95H199ZM204 96V95H203ZM202 96V97H203ZM207 96V95H206ZM209 96V95H208ZM219 96V95H218ZM221 96V95H220ZM229 96H231V97H229ZM234 96H235V94H234ZM18 97V96H17ZM16 97V98H17ZM76 97V96H75ZM129 97V96H128ZM199 97V98H200ZM222 97V96H221ZM234 99H233V98ZM243 97V98H242ZM3 98V97H2ZM7 98H8V96H7ZM121 98V97H120ZM137 99H138V97H136ZM135 98V99H136ZM174 98V97H173ZM191 98V97H190ZM205 98V97H204ZM203 98V99H204ZM211 98H213L212 96H211ZM210 98V99H211ZM231 98L233 99V102H231L232 100H231ZM19 99V98H18ZM17 99V100H18ZM93 99V98H92ZM156 99H158L157 97H155V100ZM196 99V98H195ZM206 99V98H205ZM209 99V98H208ZM208 99H207V101H208ZM222 99V100H223ZM1 100V99H0ZM153 99H151V101H152ZM171 100V99H170ZM173 100V99H172ZM171 100V101H172ZM197 100V99H196ZM217 100V99H216ZM219 100V99H218ZM19 101V100H18ZM37 101V100H36ZM92 101V100H91ZM127 101V100H126ZM140 101V100H139ZM149 101V100H148ZM157 101V100H156ZM159 101V100H158ZM157 101V102H158ZM207 101H204V102H207ZM253 101V100H252ZM1 102V101H0ZM22 102V101H21ZM20 102V103H21ZM27 102V101H26ZM105 102H108V99L105 101ZM162 102H164V101H162ZM161 102V103H162ZM201 102V101H200ZM14 103V102H13ZM36 103V102H35ZM171 103V102H170ZM254 103V102H253ZM75 104V103H74ZM155 104V103H154ZM166 104V103H165ZM180 104V103H179ZM193 104H195V103H193ZM201 104V103H200ZM232 105V107H230L231 105ZM258 104V103H257ZM6 104H4V106H5ZM22 105V104H21ZM25 105V104H24ZM35 105V104H34ZM100 105V104H99ZM201 105H203V103L201 104ZM204 105H205V103H204ZM203 105V106H204ZM210 105V104H209ZM221 105H222V103H221ZM220 105V106H221ZM3 106V107H4ZM7 106V105H6ZM6 106H5V108H6ZM15 106H16V104H15ZM38 106V105H37ZM77 106V105H76ZM105 106V105H104ZM166 106H168L167 104H166ZM202 106V107H203ZM212 106V105H211ZM9 107V106H8ZM17 107V106H16ZM19 107H22V106H19ZM23 107H25V106H23ZM169 107V106H168ZM201 107V106H200ZM209 107V106H208ZM208 107H206V108H208ZM223 107V108H224ZM257 107H259V106H257ZM74 108H75V110L76 109H80V108H78V106L77 107H72V109H73V111H75L74 110ZM170 108V107H169ZM218 108V107H217ZM217 108H215V109H217ZM231 108H232V110L235 112H232V110H231ZM27 109V108H26ZM201 108H199V110H200ZM210 109V108H209ZM214 109V110H215ZM9 110H11L10 108H9ZM20 110H22V109H20ZM31 111H32V109H30ZM176 110H179V109H176ZM208 110V109H207ZM80 110H77V112H79ZM87 111V110H86ZM137 111V110H136ZM256 111H257V109H256ZM7 112H9V111H7ZM81 112H83V111H80V113ZM131 112V111H130ZM133 112V111H132ZM180 112V111H179ZM203 112V111H202ZM201 112V113H202ZM214 112V111H213ZM212 112V113H213ZM217 112V111H216ZM255 112V111H254ZM68 113V112H67ZM73 113V112H72ZM72 113H71V115H72ZM75 113V112H74ZM109 113V112H108ZM112 113V112H111ZM135 113H137V112H135ZM199 113V112H198ZM209 113V112H208ZM215 113V112H214ZM236 114L237 115V117H235L236 115H234V114ZM29 114H31V112L29 111ZM33 114V113H32ZM70 114V113H69ZM205 114H206V112H205ZM204 114V115H205ZM256 114V113H255ZM70 115V117H72ZM82 115V114H81ZM201 114H199V116H200ZM207 115V114H206ZM208 115H212V114H208ZM207 115V116H208ZM33 116V115H32ZM74 116V115H73ZM77 117H78V115H76ZM112 116V115H111ZM137 116H138V114H137ZM136 116V117H137ZM144 116V115H143ZM203 116V115H202ZM81 117V116H80ZM80 117H79V120H80ZM133 117H134V115H133ZM139 117V116H138ZM137 117V118H138ZM142 117V116H141ZM198 117V116H197ZM252 117V116H251ZM28 118H30L29 117V115H28ZM33 119H31V121L28 123V125H27V127L29 128V129H31V134L32 135H34L35 136V132L38 130L37 128H39L40 126H38V124H37V120H38V118H35V117H32ZM136 118V119H137ZM144 118V117H143ZM200 118H202V117H200ZM257 117L255 116V118L253 119V120H255ZM112 119V118H111ZM199 119V118H198ZM197 119V120H198ZM210 119V118H209ZM224 119H225V117H224ZM135 120V119H134ZM134 120L132 121L133 123H131V124H133L134 125V123L135 124H137V121H135L134 122ZM208 120V119H207ZM211 120V119H210ZM209 120V121H210ZM215 120V119H214ZM260 120H261V117H260ZM39 121V120H38ZM139 121V120H138ZM145 121V120H144ZM149 121H151V120H149ZM201 121V120H200ZM199 121V122H200ZM204 121H206V120H204ZM256 121V120H255ZM257 121H259V118L257 119ZM153 122V121H152ZM195 122V121H194ZM202 122V121H201ZM254 122V121H253ZM260 122V121H259ZM60 123V122H59ZM113 123V122H112ZM153 123H155V122H153ZM151 124V125H153V127L156 125L157 126V122L155 123V125L154 124ZM159 123V122H158ZM208 123V125H209V122H207ZM46 124V123H45ZM48 124V123H47ZM130 124V125H131ZM197 124H198V122H197ZM227 124V123H226ZM255 125H257L256 123H254ZM39 125H40V123H39ZM42 125V124H41ZM56 125V124H55ZM54 125V126H55ZM137 125H139V123L137 124ZM136 125V126H137ZM167 125V124H166ZM193 125V124H192ZM192 125H191V127H192ZM214 125V124H213ZM213 125H210V126H213ZM234 125V126H235ZM262 125H264V124H262ZM9 126V125H8ZM11 126V125H10ZM48 126V125H47ZM59 126V125H58ZM75 126V125H74ZM111 126V125H110ZM136 126H134V127H136ZM140 126V125H139ZM139 126H137V128L139 127ZM155 126V127H156ZM194 126V125H193ZM207 126V125H206ZM206 126H204V127H206ZM252 126H253V124H252ZM84 127V126H83ZM130 127V126H129ZM133 127V126H132ZM190 127V126H189ZM225 127V126H224ZM224 127H223V129H224ZM229 125H228V129H227V131L229 130ZM236 127V126H235ZM237 127H236V129H237ZM260 128H263L262 126H259ZM49 128H51V127H49ZM120 128V127H119ZM121 128H122V126H121ZM145 128V127H144ZM188 128V127H187ZM222 128V127H221ZM220 128V129H221ZM234 128V127H233ZM232 128V129H233ZM253 128V127H252ZM251 128V129H252ZM16 129V128H15ZM43 129H44V127H43ZM127 129V128H126ZM141 129H142V127H141ZM208 129V128H207ZM211 129V128H210ZM222 129V130H223ZM244 129V128H243ZM206 130V129H205ZM212 130V129H211ZM210 130V131H211ZM226 130V128L224 129V131ZM245 130V129H244ZM264 130V129H263ZM138 131H139V129H138ZM186 131V130H185ZM12 132V131H11ZM44 132V131H43ZM143 132H144V130H143ZM152 132V135L154 134L153 133V131H150V133ZM165 132V131H164ZM184 132V131H183ZM191 132V131H190ZM199 132L201 133L202 131H200L199 130ZM212 132V131H211ZM219 132V131H218ZM218 132H217V135H218ZM222 132V131H221ZM245 132V131H244ZM17 133V132H16ZM46 133H47V130H46ZM49 133V132H48ZM196 133V132H195ZM223 133V132H222ZM222 133H220L221 135H222ZM226 133H228V132H226ZM226 133L224 132L223 134H225L226 135ZM240 133V132H239ZM141 134V133H140ZM149 134V133H148ZM147 134V135H148ZM156 134V133H155ZM186 134V133H185ZM190 134V133H189ZM204 134V133H203ZM241 134V133H240ZM258 134V133H257ZM259 134H260V132H259ZM16 135V134H15ZM41 135V134H40ZM46 135V134H45ZM122 135V134H121ZM150 136H151V134H149ZM158 135V134H157ZM193 135H194V132H193ZM192 135V137H197V136H193ZM196 135V134H195ZM208 135V134H207ZM216 135V134H215ZM216 135V139H218L219 141L222 139V137L219 139L218 138V136ZM225 135H223V137L225 136ZM243 135V134H242ZM248 135H251V134H248ZM41 136H43V135H41ZM128 136V135H127ZM199 136V135H198ZM214 136V135H213ZM212 136V137H213ZM236 136V135H235ZM253 136V135H252ZM251 136V137H252ZM258 136V135H257ZM260 136H261V134H260ZM259 136V137H260ZM20 137V136H19ZM149 137V136H148ZM152 137H154L155 139H157V138H160V137H158V136H156V135H153ZM157 137V138H156ZM202 137V136H201ZM215 137V136H214ZM237 137V136H236ZM250 137V136H249ZM255 137V136H254ZM258 137V138H259ZM264 137V136H263ZM10 138V137H9ZM39 138V137H38ZM38 138H36V139H38ZM43 137H41V139H42ZM128 138H130V137H128ZM151 138V137H150ZM187 138V140L189 139L190 140V138H191V136H190V138H188V137H186ZM194 138V139H195ZM200 138V137H199ZM199 138L197 139V140H199ZM209 138H210V136H209ZM238 138V137H237ZM257 138V137H256ZM15 139V138H14ZM40 139V140H41ZM148 139V138H147ZM163 139H164V137H163ZM195 139V140H196ZM204 139V138H203ZM205 139H207V138H205ZM212 139V138H211ZM211 139L209 140L210 142H211ZM249 139V138H248ZM4 140H5V134H4V131L3 130H0V165H3V167L1 168L2 170L0 171V196L1 195H4L2 198H0V214H1V217H3V218H5L6 216H16V215H18V209L17 208H19V207H23V206H25V203H24V201H23V198L21 197V196H19L17 193H15L16 191L14 190V188L16 187V185L14 184V182H15V180L12 178V176L9 174V172L7 171V169L5 168V161H6V155H5V147H4V145H5V142H4ZM31 141H36L35 140V137H32L31 136V139H30ZM50 140H52V139H50ZM109 140V139H108ZM130 140H131V138H130ZM159 140V139H158ZM165 140V139H164ZM240 140V139H239ZM261 140V139H260ZM84 141V140H83ZM137 141V140H136ZM163 141V140H162ZM199 141H201V140H199ZM208 141V144L210 143ZM214 141H216V140H214ZM228 141V140H227ZM13 142H16L15 140L13 141ZM13 142H12V144H13ZM40 142H42V141H40ZM181 142V141H180ZM194 142V141H193ZM197 142V141H196ZM196 142H194L195 143V145L197 146V143ZM218 142V141H217ZM233 142V141H232ZM237 142V141H236ZM235 142V143H236ZM260 142V141H259ZM30 143V142H29ZM35 143H39V142H35ZM34 143V144H35ZM164 143V142H163ZM202 143H204V141L202 142ZM206 143V142H205ZM216 143V142H215ZM239 143V142H238ZM237 143V145H239ZM241 143V142H240ZM245 143V142H244ZM263 142H261V144H262ZM58 144V143H57ZM70 144V143H69ZM119 144L121 145V141L119 142ZM118 144V145H119ZM168 144V143H167ZM177 144V143H176ZM188 144V143H187ZM192 144V143H191ZM201 144V143H200ZM200 144L198 145V147L200 146ZM207 144V145H208ZM11 145V144H10ZM24 145L26 146V144L24 143ZM141 145V144H140ZM139 145V146H140ZM169 145H170V143H169ZM214 145V144H213ZM216 145H217V143H216ZM230 146V144H227V146ZM241 145H242V143H241ZM245 145V144H244ZM15 146V145H14ZM16 146H18V145H16ZM15 146V147H16ZM22 146V145H21ZM34 146V145H33ZM73 146V145H72ZM190 146V145H189ZM210 147L212 146V142H211V144L209 145ZM209 146H206V147H209ZM221 146H222V144H221ZM233 146H235V144L233 145ZM251 146V145H250ZM253 146V145H252ZM262 146V149H260V153L258 154V152H257V154L258 155H261L262 156V154L264 153V144L263 145H261ZM261 146H259L260 148H261ZM7 147H9V143L7 144ZM10 147H12L13 148V146H10ZM31 147V146H30ZM75 147V146H74ZM167 147H169V146H167ZM172 147V146H171ZM170 147V148H171ZM190 147H192V146H190ZM214 147V146H213ZM12 148H11V150H12ZM20 148V147H19ZM63 148V147H62ZM67 148H68V146H67ZM103 148H105V147H103ZM120 148H121V146H120ZM129 148V147H128ZM169 148V149H170ZM175 147H173V150H175L174 149ZM179 148V147H178ZM181 148V147H180ZM197 148V147H196ZM195 148V149H196ZM248 148H250V147H248ZM248 148L247 149H244V150H247L248 151ZM65 149V148H64ZM122 149V148H121ZM120 149V150H121ZM143 149V148H142ZM207 149H210V152L211 151H213V150H211V148H207ZM253 149V148H252ZM25 150V149H24ZM167 150V149H166ZM251 150V149H250ZM26 151V150H25ZM62 151V150H61ZM113 151V150H112ZM178 151L179 150H177V153H178ZM181 151V150H180ZM206 151V150H205ZM216 152H217V150H215ZM224 151H226L225 149H224ZM253 151V150H252ZM16 152V151H15ZM15 152H14V154H15ZM134 152H135V150H134ZM139 152H141V151H139ZM202 152V151H201ZM209 151H207L206 153L207 154H205L206 156L208 155V153H210ZM246 152V151H245ZM244 151H243V153H245ZM249 152V151H248ZM10 152H8V154H9ZM25 153V155L27 154L26 152H24ZM106 154H107V152H105ZM103 154L102 155V163H101V165L99 166V167H101L100 169H102V170H100V171H103L104 170V173H107L109 170H107V169H111L109 166H107L108 165V161H106V160H109L106 156V154ZM121 153V152H120ZM119 153V154H120ZM130 153V152H129ZM182 153V152H181ZM180 153V155H184V153L183 154H181ZM203 153H205V152H203ZM225 153V152H224ZM223 153V154H224ZM12 154V153H11ZM11 154H10V156H11ZM17 154H18V152H17ZM16 154V155H17ZM58 154V153H57ZM122 154H124V153H122ZM122 154H120V157L122 156L123 158H125V156H126V158L124 159L125 160V162H124V164H129V166H130V168L129 169H131L132 167H131V163L129 162L130 160V158L131 157H129V155L127 156V153H126V155L125 156H123ZM144 154V153H143ZM210 154H212V152L210 153ZM218 154V153H217ZM229 154V153H228ZM246 154V153H245ZM245 154H241V155H245ZM15 155V156H16ZM19 155H20V153H19ZM22 155V154H21ZM24 155V156H25ZM90 155V154H89ZM92 155V154H91ZM146 155V154H145ZM186 155V154H185ZM219 155V154H218ZM221 155V154H220ZM233 155H235V153L233 154ZM256 155V154H255ZM13 157H14V155H12ZM11 156V157H12ZM33 156V155H32ZM93 156V155H92ZM110 156V155H109ZM176 156H178V155H176ZM194 156V155H193ZM198 156H200V155H198ZM224 156V155H223ZM230 156H232V155H230ZM261 156H260V159H262L264 156H262V158H261ZM34 157V156H33ZM38 157V156H37ZM44 157V156H43ZM60 157H62V156H60ZM91 157V156H90ZM88 158V156L86 157V164H87V170H84V172H91V169L93 168V166H89L90 165V159L91 158H93V157H91V158ZM119 157V156H118ZM128 157H129V159H128ZM142 157V156H141ZM144 157V156H143ZM186 157H187V155H186ZM204 157V155H202V158ZM212 157H215L214 155L212 156ZM218 157V156H217ZM225 157V156H224ZM235 157V156H234ZM233 157V158H234ZM237 157V156H236ZM235 157V158H236ZM255 157V156H254ZM259 157V156H258ZM19 158H20V156H19ZM25 158V160H26V156L24 157ZM39 158V157H38ZM38 158H36V159H38ZM59 158V157H58ZM74 158V157H73ZM123 158L121 159V158H118V160L120 159V160H122L123 161ZM176 158V157H175ZM201 157H200V159H202ZM209 158V157H208ZM228 158H230V157H228ZM228 158H226L225 159V162H227L229 159ZM241 158V156H239V159ZM245 158V157H244ZM252 158V157H251ZM10 159H12V158H10ZM31 159V158H30ZM35 159V158H34ZM35 159V160H36ZM61 159V158H60ZM111 159H113L111 156H110V160ZM116 159V158H115ZM133 159V158H132ZM140 159H142V158H140ZM139 159V160H140ZM195 159V158H194ZM207 159V158H206ZM210 159H212V158H210ZM215 159V158H214ZM222 159V158H221ZM228 159V160H227ZM242 159H243V157H242ZM247 159V158H246ZM253 160H252V162H251V160H248V162H250V163H253V161H254V159L255 158H252ZM23 160V159H22ZM45 160V159H44ZM64 160V159H63ZM62 160V161H63ZM93 159H91V161H92ZM109 160V161H110ZM117 160V159H116ZM117 160V161H118ZM175 160V159H174ZM196 160V159H195ZM208 160V159H207ZM215 160H219V158L217 159H215ZM256 160H258V159H256ZM255 160V161H256ZM263 160V159H262ZM9 161H11V160H9ZM28 161V160H27ZM41 161H43V160H41ZM46 161V160H45ZM61 161V162H62ZM80 159H79V157L77 158V159H75V161L73 160V162L75 163V164H73V162H72V164L75 166V165H80L81 163H80ZM113 161V160H112ZM112 161H111V163H112ZM133 161V160H132ZM136 161V160H135ZM159 161V160H158ZM211 161V160H210ZM19 162H20V160H19ZM44 162V161H43ZM54 162V161H53ZM220 162V161H219ZM234 162H236V160L234 161ZM237 162H239V160L237 161ZM246 162V161H245ZM244 161H243V163H245ZM259 162H260V160H259ZM28 163V162H27ZM31 163V162H30ZM57 163V162H56ZM60 163V162H59ZM110 163V164H111ZM114 163H115V165H117L118 163L117 162H115V160H114ZM117 163V164H116ZM119 163H121V161L119 162ZM163 163V162H162ZM204 164H205V162H203ZM209 163V160H208V162H207V164ZM222 163V162H221ZM262 163H263V166H264V160L262 161ZM262 163H260V164H262ZM15 164V163H14ZM26 164V163H25ZM25 164H24V166H25ZM38 164H40L39 166H37V169H38V167L40 168V166L41 165H43V164H41V163H38ZM109 164V165H110ZM123 164V165H124ZM255 164V163H254ZM257 164V163H256ZM29 165V164H28ZM53 165V164H52ZM64 165H65V161H64ZM119 165V164H118ZM123 165H120L121 167H123ZM217 165V164H216ZM240 165V164H239ZM239 165H237V166H239ZM22 166V165H21ZM23 166V167H24ZM26 166H27V164H26ZM26 166H25V169H26ZM35 166V165H34ZM56 166V165H55ZM66 166V165H65ZM70 166H72V165H70ZM72 166L70 169H71V174H64V177H65V175L67 176V177H69L70 175V177H74L73 178V182L71 181V178H70V181H69V183H67V185L65 184V186L67 187V188H65V189H68V187L69 186H71V183H72V186H74V187H76V184H77V182H75L76 180H79L80 178H78V174L79 173H81L82 171L81 170H78V168L75 166ZM84 166H85V163H84ZM119 166V167H120ZM242 166V165H241ZM12 167V166H11ZM49 167V166H48ZM107 167H109V168H107ZM111 167H113V166H111ZM143 167V166H142ZM262 167V166H261ZM29 168H30V166H29ZM36 168V167H35ZM59 168V167H58ZM63 168H64V170H65V172H66V169H67V171H68V169L69 168H67V166L66 167H64L63 166ZM66 168V169H65ZM76 168V169H75ZM80 168V167H79ZM85 168H86V166H85ZM114 168H115V166H114ZM126 168H127V166H126ZM134 169V172H135V167H133ZM216 168V167H215ZM228 168V167H227ZM252 168V167H251ZM250 168V169H251ZM31 169H32V167H31ZM47 169V168H46ZM69 169V170H70ZM122 169V168H121ZM125 169V168H124ZM123 169V170H124ZM217 169V168H216ZM240 169H241V167H240ZM240 169H238V170H240ZM246 169V168H245ZM244 169V170H245ZM262 169L263 168H261V171H262ZM23 170V169H22ZM21 170V171H22ZM32 170H34V168L32 169ZM36 170V169H35ZM63 170V169H62ZM116 170V169H115ZM128 170V169H127ZM127 170L125 169L124 171L127 173V174H129V172H127ZM133 170H132V172H133ZM151 170V169H150ZM167 170V169H166ZM187 170V169H186ZM225 170V169H224ZM243 170V169H242ZM264 170V169H263ZM28 171H30L29 169H28ZM44 171V170H43ZM53 171H54V169H53ZM99 171V172H100ZM107 171V172H106ZM117 171V170H116ZM124 171L122 172V171H120V170H118V172L119 173H124ZM170 171V170H169ZM168 171V172H169ZM198 171V170H197ZM221 171V170H220ZM236 171V170H235ZM261 171H259V172H261ZM27 172V171H26ZM31 172V171H30ZM38 172V171H37ZM50 172V171H49ZM57 172V171H56ZM247 172V171H246ZM19 173H21V172H19ZM53 173V172H52ZM61 173H62V171H61ZM67 173V172H66ZM70 173V172H69ZM103 173V176L105 175V177H106V174H104ZM113 173H114V171H113ZM111 174V176H110V178H113L114 176V174ZM131 173V172H130ZM248 173V172H247ZM25 174V173H24ZM31 174H33V173H31ZM127 174H122V176L124 175V178L123 179H129V178H127V177H125V175L127 176ZM137 174V173H136ZM261 174V173H260ZM36 175V174H35ZM60 175V174H59ZM99 175V174H98ZM115 175H117L116 173H115ZM121 175V174H120ZM119 175V176H120ZM162 175V174H161ZM214 175H215V173H214ZM216 175H217V173H216ZM38 176H41V175H38ZM51 176V175H50ZM50 176H49V178H50ZM54 176V175H53ZM56 176V175H55ZM99 176H101V175H99ZM108 176V175H107ZM113 176V177H112ZM133 176V175H132ZM261 177L263 176V175H260ZM27 177V176H26ZM67 177H65V178H67ZM129 177H130V175H129ZM134 177H135V175H134ZM139 177V176H138ZM156 177V176H155ZM201 177V176H200ZM214 177V176H213ZM40 177H38L37 179H39ZM65 178H62V180L61 181H64V182H67V179H65ZM78 178V179H77ZM100 178H102V177H100ZM104 178V177H103ZM102 178V179H103ZM109 178V177H108ZM107 178V179H108ZM109 178V179H110ZM198 178V176L196 177V179ZM23 179L24 178H22V182H23ZM35 179V178H34ZM53 179V178H52ZM63 179H65V180H63ZM95 179V178H94ZM108 179V180H109ZM125 179V180H126ZM132 179V178H131ZM130 179V180H131ZM166 179V178H165ZM168 179V178H167ZM166 179V180H167ZM198 179H200V178H198ZM40 180H42V179H40ZM46 180H48V179H46ZM50 180V179H49ZM104 180V182H105V178L103 179ZM114 180V179H113ZM116 180V179H115ZM124 180V181H125ZM27 181V180H26ZM51 181V180H50ZM56 181H58V180H55L54 179V181L53 182H56ZM117 181V180H116ZM120 181H121V176H120ZM120 181H118V183L120 182ZM263 181V180H262ZM31 182V181H30ZM29 182V183H30ZM41 182H43L42 184H46L47 183V181H45L44 182V180L43 181H41ZM60 182V181H59ZM64 182H63V185H61V186H63L64 187ZM110 182V184H111V187H109V188H111V189H113V191H116V190H114V189H116V188H114L117 184V182H114V184H115V186L112 184V182L109 180L108 181V183ZM122 182V181H121ZM132 182V181H131ZM201 182V181H200ZM28 183V182H27ZM36 183V182H35ZM52 183V182H51ZM75 183V185H73ZM103 183V182H102ZM106 183V182H105ZM104 183V184H105ZM128 183V182H127ZM149 183V182H148ZM40 184V183H39ZM42 184H40L41 185V187H42ZM53 184V183H52ZM68 184H69V186H68ZM95 184V183H94ZM121 184H123V182L121 183ZM120 184V185H121ZM126 184V183H125ZM217 184V183H216ZM38 184H34L33 185V187H36ZM54 185H56V188L58 189V188H60L61 186L59 185V186H57V184L55 183ZM112 185L114 186L113 188H112ZM130 185V184H129ZM132 185V184H131ZM155 185V184H154ZM26 186V185H25ZM28 186V185H27ZM44 186V185H43ZM106 186H107V184H106ZM108 186H110V185H108ZM107 186V187H108ZM127 186V185H126ZM47 187V186H46ZM48 187H50V186H48ZM47 187V192H48V190H50V188H48ZM55 187V186H54ZM63 187H61V188H63ZM104 187H105V185H104ZM107 187H105V188H107ZM132 187V186H131ZM203 187V186H202ZM31 188V187H30ZM37 188V187H36ZM56 188H51V189H56ZM61 188H60V190H61ZM70 188V190H71V188L72 187H69ZM77 188V187H76ZM108 188V189H109ZM122 188V187H121ZM133 188V187H132ZM150 188V187H149ZM154 188V187H153ZM160 188V187H159ZM191 188H193V186L191 187ZM29 189V188H28ZM38 189H39V186H38ZM41 189V188H40ZM65 189H63L62 190V192L60 191V190H56L57 192H58V194L61 196V198H63L64 199V193H66V192H68V194H69V192L70 191H68V190H66L65 191ZM108 189H107V191H108ZM119 189V188H118ZM124 189V188H123ZM165 189V188H164ZM30 190V189H29ZM34 190H35V188H34ZM76 190V189H75ZM77 190H79V189H77ZM81 190V189H80ZM105 189L103 188V191H104ZM127 190V189H126ZM155 190V189H154ZM153 190V191H154ZM157 190V189H156ZM160 190V189H159ZM159 190H157V193H159L160 191ZM201 190V189H200ZM211 190V189H210ZM231 190V189H230ZM263 190H264V187H263ZM37 192H38V190H36ZM118 191H120V190H118ZM159 191V192H158ZM173 191V190H172ZM197 191V190H196ZM225 191V190H224ZM37 192H34V193H36L37 194ZM40 192H41V190H40ZM51 192H52V190H51ZM51 192L49 193V196H50V194H51ZM54 193H56L55 191H53ZM52 192V193H53ZM64 192V193H63ZM73 192H75V191H73ZM112 192V191H111ZM121 192V191H120ZM125 192V191H124ZM130 192V191H129ZM155 192V191H154ZM192 192V191H191ZM207 192V191H206ZM232 192V191H231ZM23 193V192H22ZM43 193V192H42ZM46 192H44V194H45ZM54 193H53V195H51L52 196V198L53 197H55V198H57V199H60V198H58V197H60V196H58V194H57V196H54ZM76 193H78L77 191H76ZM126 193V192H125ZM161 193V192H160ZM167 194H169V196H170V192L168 193V191L166 192ZM221 193V192H220ZM234 193V192H233ZM237 193V192H236ZM25 194V193H24ZM31 194H33L32 193V191H31ZM30 194V195H31ZM36 194H34L35 196H36ZM44 194H42V196L44 195ZM63 195V197H62V195ZM112 194V193H111ZM118 194H119V192H118ZM133 194H134V192H133ZM162 195H163V193H161ZM166 194V195H167ZM173 194V193H172ZM171 194V195H172ZM256 194V193H255ZM258 194H264V191H262V189H261V192L260 193H258ZM47 195H48V193H47ZM56 195V194H55ZM76 195V194H75ZM78 195V194H77ZM113 195V194H112ZM127 195H130L131 196V194H127ZM137 195V194H136ZM175 195H176V193H175ZM205 195V194H204ZM6 196V198H4ZM29 196V195H28ZM39 196H41L40 194H39ZM38 196V194H37V198L39 197ZM65 196H67V194L65 195ZM98 196V195H97ZM110 196V195H109ZM119 196H120V194H119ZM155 196V195H154ZM168 196V197H169ZM195 196V195H194ZM202 196V195H201ZM224 196V195H223ZM227 196V195H226ZM237 196H238V194H237ZM73 197V196H72ZM77 197V196H76ZM123 197V196H122ZM134 197V196H133ZM133 197H132V199H133ZM137 197V196H136ZM32 198H34L33 197V195H32ZM36 198V199H37ZM41 198V197H40ZM46 198H48V197H46ZM52 198H50V199H52ZM77 198H80V197H77ZM127 198H128V196H127ZM127 198H125V199H127ZM140 198V197H139ZM138 198V199H139ZM172 197L170 196L169 197V199H171ZM176 198V197H175ZM175 198H173V199H175ZM196 198V197H195ZM42 199V198H41ZM49 199V200H50ZM63 199H61L60 200V202L63 200ZM81 199V198H80ZM99 199V198H98ZM116 199V198H115ZM114 199V200H115ZM137 199V198H136ZM141 199V198H140ZM222 199H224V198H222ZM38 200V199H37ZM45 199L43 198V201H44ZM53 200H55L54 198H53ZM76 200V199H75ZM75 200L73 201V200H71V203H72V201H73V205H71V206H75L74 204H76L75 203ZM106 200V199H105ZM108 200L111 202V203H113V202H115V201H111V198L109 199L108 198ZM108 200H106V201H108ZM119 200H120V197H119ZM122 200V199H121ZM130 200H131V198H130ZM134 200V199H133ZM221 200V199H220ZM259 200H260V198H259ZM36 201V200H35ZM42 201V202H43ZM51 201V200H50ZM76 201H78V200H76ZM82 201V200H81ZM132 201V200H131ZM138 201V200H137ZM172 201V200H171ZM233 201V200H232ZM251 201V200H250ZM249 201V202H250ZM30 202H32V201H30ZM52 202V201H51ZM51 202H50V204H51ZM109 202V203H110ZM135 202V201H134ZM139 202V201H138ZM140 202H141V200H140ZM139 202V203H140ZM145 202V201H144ZM208 202V201H207ZM252 202V201H251ZM39 203V202H38ZM49 202H48V200H47V204H48ZM70 203V204H71ZM81 203V202H80ZM79 203V204H80ZM110 203V204H111ZM141 203H143V202H141ZM216 203V202H215ZM214 203V204H215ZM230 203V202H229ZM257 203H258V200H257ZM28 204V203H27ZM46 204V205H47ZM50 204H48L47 206H50ZM61 204H62V202H61ZM60 204V205H61ZM106 204V206H107V203H105ZM110 204H109V207H110ZM114 204H116V203H113L112 205H114ZM119 203L117 202V204L116 205H118ZM131 204V203H130ZM218 204V203H217ZM222 204V203H221ZM260 204V203H259ZM259 204L257 205V207H256V209H262V207H263V205H262V207H261V205H260V207H259ZM40 205H41V203H40ZM57 205V204H56ZM69 205V204H68ZM81 205V204H80ZM122 205V204H121ZM137 205V204H136ZM140 206H141V208L142 207H144L145 209H146V206H144L145 204H139ZM143 205V206H142ZM232 205V204H231ZM247 205V204H246ZM250 205V204H249ZM31 206V205H30ZM33 206V205H32ZM47 206H46V208H47ZM58 206V205H57ZM106 206H104L103 208H106V209H108ZM119 206V205H118ZM255 206V205H254ZM114 207V209L113 210H115L116 208H115V206H113ZM122 207V206H121ZM148 207V206H147ZM237 207V206H236ZM30 208V207H29ZM34 208H36V209H34V212H36L37 211V204H36V206L34 207ZM65 208H66V206H65ZM68 208V207H67ZM65 209V212H66V210H68V209ZM83 208H86V207H83ZM90 208V207H89ZM89 208H87L88 210L87 211H89ZM120 208V206L117 208V211H118V209ZM125 208V207H124ZM128 208V207H127ZM138 208V207H137ZM150 208V207H149ZM164 208V207H163ZM184 208V207H183ZM235 208V207H234ZM264 208V207H263ZM45 209V208H44ZM44 209H42L43 211H44ZM73 209V208H72ZM69 210V211H71V214H73L74 213V215H75V209L77 210V207L74 209V210ZM106 209H105V211H106ZM112 208L110 207V210H111ZM139 209V208H138ZM143 209V208H142ZM141 209V210H142ZM181 209H182V207H181ZM187 209V208H186ZM249 209V206H248V208H247V210ZM41 210V211H42ZM85 210V209H84ZM122 210H124L123 208H122ZM144 210V209H143ZM156 210V209H155ZM183 211H185V209H182ZM195 210V209H194ZM230 210V209H229ZM234 210H236V208L234 209ZM246 210V211H247ZM250 210H252L251 208H250ZM249 210V211H250ZM255 210V209H254ZM56 211V210H55ZM72 211H73V213H72ZM94 211H96V214H97V212L99 211V210H97V208H96V210H92V212H94ZM102 211V210H101ZM101 211H99L98 213H100ZM112 211V210H111ZM116 211V212H117ZM130 211H132L131 209H130ZM149 212L151 211V210H148ZM152 211H154V210H152ZM181 211V210H180ZM226 211V210H225ZM4 212V213H3ZM33 212V213H34ZM52 213H53V210L51 211ZM59 212V211H58ZM64 212V213H65ZM80 213H81V210L79 211ZM90 213H91V211H89ZM109 212V211H108ZM116 212H114L113 211V213L115 214V215H112V214H110V212H109V214H110V216L112 215V216H114V219H115V217H118V215L116 214ZM126 212V211H125ZM124 212V213H125ZM146 212V211H145ZM158 212V211H157ZM206 212H208V211H206ZM223 212V211H222ZM221 212V216H220V219L218 220V221H216V222H214V223H216V225H218L217 224V222L219 223H221V224H219L220 226L223 224V221H224V224H227L226 223V221H227V219H229V218H231V217H233V218H231V219H234V217L235 216H231V214L230 213H228V216H229V214H230V216L227 218V217H225V215L227 214L226 212H224V214ZM20 213V212H19ZM41 213V212H40ZM43 213V212H42ZM56 213V212H55ZM85 213H86V211H85ZM85 213H83V214H85ZM117 213H119V212H117ZM139 213V212H138ZM180 213H182V211L180 212ZM185 213V212H184ZM236 213V212H235ZM238 213V212H237ZM240 213V212H239ZM21 214V213H20ZM19 214V215H20ZM30 214H32L31 212H30ZM45 214H47V212H45ZM54 214V213H53ZM59 214V213H58ZM58 214H55V215H57L58 216ZM66 214V213H65ZM64 214V215H65ZM76 214H77V216L75 215V217H76V220H77V222L80 220V218H82V217H78L80 214H78V212L76 211ZM96 214H95V212H94V215L96 216ZM108 214V213H107ZM119 214H121V213H119ZM127 214H128V212H127ZM139 214H141V213H139ZM147 214V213H146ZM148 214H150V213H148ZM147 214V215H148ZM153 214V213H152ZM151 214V215H152ZM186 214H187V212H186ZM184 215V216H188V214L187 215ZM240 214H242V213H240ZM254 214V213H253ZM258 214V213H257ZM74 215H71V216H74ZM104 215V214H103ZM105 215H106V213H105ZM129 215H131V214H129ZM136 215V214H135ZM142 215H144V217L146 216L144 213H142ZM151 215L149 216V217H151ZM158 215V214H157ZM255 215V214H254ZM264 215V214H263ZM46 216V215H45ZM89 216V215H88ZM98 216V215H97ZM107 216V215H106ZM110 216H108V218L110 219L111 217ZM121 217L123 216V215H120ZM134 218H135V216L134 215H132ZM132 216H130V217H132ZM181 216H182V214H181ZM190 216V215H189ZM187 217L188 218V222L189 221H191V222H189V223H194V221H192V220H190V218L192 219V218H194V217H192V216H190V217ZM222 216H224L225 218H226V220H224L225 218L224 217H222ZM19 217V216H18ZM17 217V218H18ZM47 217H49L48 215H47ZM52 217V216H51ZM59 217H61V215H59ZM63 217V216H62ZM75 217H74V219H75ZM100 217V216H99ZM103 217V216H102ZM206 217V216H205ZM222 217V218H221ZM57 218V217H56ZM73 217H71V218H69L70 220L72 219ZM79 220H78V219ZM85 218H86V216H85ZM84 218V219H85ZM98 218V217H97ZM101 218V217H100ZM146 218L147 217H145L144 218V220H146ZM152 218H153V221H154V216H152ZM186 218V219H187ZM13 219H15V218H13ZM67 219H68V217H67ZM69 219H68V221H69ZM73 219V220H74ZM114 219L112 220V219H110V220H112L113 221V223H114ZM122 219V218H121ZM158 219V218H157ZM184 220L183 219V221H182V219H180L181 220V223L183 222L184 223V221L186 222V223H184V224H187L188 222H187V220ZM210 219V218H209ZM223 219V221L221 222L220 220H222ZM1 220H2V218H1ZM10 220H12V219H10ZM38 220H40V219H38ZM37 220V221H38ZM47 220H49V218L47 219ZM59 220V219H58ZM82 220H83V218H82ZM98 220H99V218H98ZM97 220V221H98ZM116 221L117 220H120V218H116L115 219ZM123 221L125 220L126 222H127V219L124 217L123 219H122ZM131 221L133 220L132 218L130 219ZM136 220V219H135ZM135 220H133L134 222H136ZM198 220V219H197ZM203 220H204V218H203ZM207 220V219H206ZM216 220V219H215ZM235 220V219H234ZM7 221H8V219H7ZM15 220H13V222H14ZM42 221H44V219L42 220ZM72 221V220H71ZM70 221V222H71ZM81 221V220H80ZM85 221V220H84ZM100 221V220H99ZM115 221V224H118L119 225V222H121V221H119V222H116ZM125 221H124V224H125ZM148 221V220H147ZM158 221V220H157ZM195 221H196V218H195ZM210 221H211V219H210ZM209 221V222H210ZM232 221V223L234 222L233 220H231ZM39 222V221H38ZM52 222H54V221H52ZM51 221H49L47 224H43V223H40V224H38L35 220H33V221H31V224L30 225H32V226H27V227H22V228H19V229H17V232L20 234V235H23V236H41V238H42V236H46V238H48V239H53V240H55L56 241V234H53V232L54 231H56L55 230V226L53 225V223H52ZM65 222V221H64ZM70 222H69V224H70ZM73 222V221H72ZM74 222H75V220H74ZM74 222H73V228L74 229H79L78 227H76V224L77 223H75L74 224ZM133 222V224L135 225V223ZM137 222H138V220H137ZM137 222H136V224H137ZM146 222V221H145ZM200 222V221H199ZM199 222H197V223H199ZM208 222V221H207ZM206 222V223H207ZM212 222V221H211ZM212 222V223H213ZM228 222V221H227ZM241 222H243V221H241ZM3 223H5V222H3ZM18 223H20V222H18ZM17 223V224H18ZM59 223H60V221H59ZM62 223V222H61ZM65 223H67V221L65 222ZM92 223H93V221H92ZM111 223V222H110ZM123 223V222H122ZM149 223L151 224L152 223V221L150 220L149 221ZM193 223H192V225H193ZM201 223V222H200ZM198 224V225H201V224ZM2 224V223H1ZM11 225H14V224H12V223H10ZM16 224V223H15ZM20 224H22V223H20ZM64 224V223H63ZM99 224V223H98ZM127 224V225H126ZM125 225H126V227L127 228H129L128 227V223H126ZM140 224V223H139ZM157 224V223H156ZM156 224H152V226L154 225V227H155V225ZM234 224V223H233ZM244 224V223H243ZM4 225V224H3ZM58 225H60V224H58ZM66 225V224H65ZM81 225V224H80ZM90 225V224H89ZM100 225H102V224H100ZM112 225H114V224H112ZM118 225H116V228H119L120 229V227H121V225L122 224H120L119 225V227H117ZM124 225V226H125ZM188 225V224H187ZM207 225V224H206ZM218 225V226H219ZM228 225V224H227ZM6 226V225H5ZM17 226V225H16ZM20 226V225H19ZM71 226V225H70ZM71 226V227H72ZM107 225H105V227H106ZM109 226V225H108ZM111 226V225H110ZM115 226V225H114ZM137 226H138V224H137ZM151 226V225H150ZM191 226V225H190ZM189 226V227H190ZM196 225H194V227H195ZM202 226H203V223H202ZM3 226H0V228H2ZM6 227H9V226H6ZM76 227V228H75ZM80 227V226H79ZM92 227V226H91ZM101 227H103V225L101 226ZM149 227V226H148ZM147 227V228H148ZM159 226H158V224H157V226L155 227V228H158ZM191 227H193V226H191ZM199 227V226H198ZM207 227V226H206ZM215 227V226H214ZM226 227H228V229H229V227H232L230 224L228 225V226H226ZM4 228V230L6 229L5 227H3ZM58 228V227H57ZM59 228H62V226L61 227H59ZM90 228V227H89ZM95 228H96V226H95ZM122 228V227H121ZM137 229V227H134V229ZM138 228H140V229H144V228H142V227H138ZM153 228V227H152ZM197 228V227H196ZM202 228V227H201ZM218 228V227H217ZM9 229H11V230H13L12 228H9ZM8 229V230H9ZM67 229H69V228H67ZM67 229H65V230H67ZM71 229V228H70ZM76 229V230H77ZM99 228H97V230H98ZM105 229H108V228H105ZM118 229V230H119ZM149 229H151V228H149ZM148 229V230H149ZM191 229V228H190ZM227 229V230H228ZM232 229H234L235 230V227H233ZM232 229H231V234H233L232 233ZM1 230V229H0ZM3 230V229H2ZM54 230V231H53ZM62 230V229H61ZM61 230H60V233H61ZM76 230L74 231V232H76ZM87 229H85L84 228V232L86 231ZM96 230V229H95ZM110 230V229H109ZM113 230V229H112ZM142 230H138L137 229V231H139L140 233L139 234H141L142 235V233H141V231ZM154 230V229H153ZM159 230H160V228H159ZM185 230V229H184ZM205 230V231H204ZM204 232H208V230H206V228H204ZM234 230H233V232H234ZM81 231H83V230H81ZM104 231V230H103ZM121 232H122V229L120 230ZM130 231H133V229L132 230H130ZM137 231H136V233H137ZM157 231V230H156ZM194 231V230H193ZM229 231H230V229H229ZM236 231V230H235ZM64 232V231H63ZM83 232V234L85 235V233ZM110 232H112V231H110ZM126 232V231H125ZM145 232V231H144ZM158 232V231H157ZM198 232H200V231H198ZM204 232H203V234H204ZM205 233V234H210V233ZM5 233V232H4ZM6 233H8V231H6ZM5 233V234H6ZM10 233V232H9ZM13 233V232H12ZM12 233H11V235H12ZM59 233V232H58ZM69 233H71V232H69ZM68 233V234H69ZM100 233H102V232H100ZM100 233H98V236H100L101 234ZM108 233V232H107ZM129 234H131V232H128ZM134 233V232H133ZM155 233V232H154ZM189 233H191V232H189ZM193 233H195V231L193 232ZM201 233H202V229H201ZM77 234H78V230H77ZM80 234V233H79ZM82 234V233H81ZM94 234V233H93ZM123 234H124V232H123ZM122 234V235H123ZM156 234V233H155ZM204 234V235H205ZM230 234V235H231ZM236 234V232L233 234V235H235ZM7 235V234H6ZM10 235V234H9ZM10 235V236H11ZM15 234H13V236H14ZM64 235V236H63ZM65 235L67 236V234H63L62 233V235L61 236H63V240H68L69 241V239H64V237H65ZM74 235H75V233H74ZM89 235H91V233L89 234ZM108 235H110V234H108ZM108 235H106V237H108ZM115 235V234H114ZM127 235V234H126ZM126 235H124L125 237H126ZM134 234H132V236H133ZM151 235H152V233H151ZM190 235V234H189ZM198 235V234H197ZM207 235H205V238H206V236ZM233 235H231L232 237H233ZM1 236V235H0ZM9 236V237H10ZM12 236V237H13ZM16 236V235H15ZM55 236V237H54ZM60 236V237H61ZM92 236V235H91ZM118 236V235H117ZM143 236H145L144 234L142 235V237ZM153 236V238H154V236L155 235H152ZM187 236V235H186ZM195 236V235H194ZM209 236V235H208ZM213 237V235H212V233L210 234V238H211V240L213 239L214 240V238H218V237H214V238H212ZM216 236V235H215ZM219 236V235H218ZM223 236V235H222ZM235 236H237V235H235ZM8 237V238H9ZM92 237H94V236H92ZM92 237H90V236H88L87 238H91L90 240H92ZM96 237V236H95ZM105 237V236H104ZM105 237V238H106ZM136 237V236H135ZM148 237V236H147ZM160 237V236H159ZM185 237V236H184ZM209 237H207V238H209ZM226 237V236H225ZM239 237V236H238ZM20 238V237H19ZM22 238V237H21ZM40 238V240L42 241V239ZM55 238V239H54ZM58 238V237H57ZM68 238V237H67ZM73 239H75V236H73L72 237ZM77 238V237H76ZM78 238H81L80 240H82L83 239V241L85 240L84 239V237L82 238V237H80V235H79V237ZM97 238V237H96ZM95 238V239H96ZM102 238V237H101ZM133 237H131L130 239H132ZM145 238H146V236H145ZM149 238V237H148ZM148 238H146V239H148ZM153 238H149L150 239V241L153 239ZM156 238V237H155ZM188 238H189V236H188ZM193 238H195V237H193ZM206 238V239H207ZM237 238V237H236ZM249 238H250V236H249ZM15 240H17L16 238H14ZM25 239V238H24ZM23 239V240H24ZM33 239V238H32ZM31 239V240H32ZM36 239H38L37 237H36ZM36 239H33V241L32 242H35L34 240H36ZM72 239V240H73ZM107 239V238H106ZM117 239H118V237H117ZM136 239H137V237H136ZM135 239V240H136ZM138 239H140V237L138 236ZM142 239V238H141ZM145 239V240H146ZM159 239V238H158ZM157 239V240H158ZM190 239L192 240L190 243H192L193 241H196L195 239L193 240L192 239V233H191V236H190ZM189 239V240H190ZM251 239V238H250ZM31 240H29L28 239V241L27 242H29V241H31ZM39 240V239H38ZM61 240V239H60ZM98 240V239H97ZM100 240V239H99ZM99 240L98 241H95V242H99ZM108 240V239H107ZM125 240V239H124ZM127 240V239H126ZM128 240H129V238H128ZM134 240V241H135ZM142 240H144V239H142ZM156 239H155V241H157ZM178 240V239H177ZM187 240V239H186ZM208 241L210 240V239H207ZM211 240H210V242H211ZM212 240V241H213ZM234 240V239H233ZM14 241V240H13ZM40 241V242H41ZM57 241H58V239H57ZM56 241V242H57ZM71 241V240H70ZM89 241V240H88ZM93 241H94V239H93ZM110 241V240H109ZM130 241V243H128V244H131L132 242H131V240H129ZM128 241V242H129ZM132 241H133V239H132ZM149 240H148V242H150ZM155 241H154V243H155ZM198 241V240H197ZM205 241V240H204ZM207 241V242H208ZM217 241V240H216ZM263 241H264V236H263ZM15 242V241H14ZM18 242H20V241H18ZM27 242H25L24 244H19V245H21V246H23V248L21 247V246H19L17 249L18 250H15V249H13V247L11 246V240H10V243L8 242V245L9 246H6L7 245V240H6V245H5V243H3L2 242V239L0 238V247H1V249H2V253L0 254V260H2V262L4 261V260H6V261H8V260H10L9 261V264H79L80 263V258L81 257H79V256H76L75 255V249H76V247H74L75 249H73V246H76L77 245V243L75 244V245H71V246H69V247H67L68 245H69V243L70 242H68L67 243V241H66V244H67V246H65V244H63V241L62 242H60V244H56V243H51L50 245L49 244H47V245H44V246H42L43 244H41V246L40 245H38V244H40V242L37 244L38 246H40V247H38L37 245H31V244H26ZM59 242V241H58ZM74 242V241H73ZM72 242V243H73ZM92 242V241H91ZM90 242V243H91ZM105 242V241H104ZM103 242V243H104ZM126 243H127V241H125ZM125 242H124V244H125ZM141 242V241H140ZM147 242V241H146ZM158 242V241H157ZM188 242V241H187ZM186 242V243H187ZM219 242V241H218ZM231 242H234V244L235 245H240V244H237V242H236V240L235 241H232L231 240ZM252 242V241H251ZM42 243H44V242H42ZM82 243H83V245H84V242H82L81 241V245H82ZM89 243V244H90ZM93 243V242H92ZM102 243V242H101ZM185 243V242H184ZM186 243H185V245H186ZM189 243V242H188ZM187 243V246H189L190 245V243L188 244ZM199 243H201V241L199 242ZM215 243V242H214ZM217 243V242H216ZM238 243H241V242H238ZM253 243V242H252ZM14 244V243H13ZM33 244V243H32ZM87 244V243H86ZM115 244V243H114ZM114 244H111V245H113V246H115V247H117L116 245H114ZM133 244H135V242L133 243ZM137 244H138V242H137ZM143 244V243H142ZM148 244V243H147ZM150 245H151V243H149ZM152 244H153V242H152ZM173 244V243H172ZM210 244V243H209ZM233 244V243H232ZM243 244V243H242ZM241 244V245H242ZM262 244H264L263 242L258 246V248H257V250H256V252L255 253H257L258 251H259V253H260V251H262L263 250V245ZM79 245V244H78ZM88 245V244H87ZM95 246H97L96 248H98L99 246V244L98 245H96V244H94ZM104 245V251H100V252H102L103 254H100V255H104V252H106V249L108 250V247H110L109 248V250H108V252L109 251H111L110 249H111V245H110V243H109V245L107 246V241H106V244H103ZM105 245L107 246V247H105ZM126 245V244H125ZM153 245H157V244H153ZM174 245V244H173ZM172 245V246H173ZM177 245V244H176ZM184 245V244H183ZM196 244H194L193 246H195ZM208 245V244H207ZM213 245V244H212ZM240 245V246H241ZM16 246V245H15ZM85 246V245H84ZM89 246V245H88ZM91 246H92V244H91ZM127 247H128V245H126ZM125 246V247H126ZM130 246V245H129ZM132 246V248H134L133 247V245H131ZM141 246V245H140ZM147 246V245H146ZM166 246V245H165ZM223 246V245H222ZM231 246H233V248H234V251L232 250V254H236V255H238L236 252H235V250H237L239 247L237 246H234V245H231ZM90 247V246H89ZM94 246H92L90 249H92ZM124 246H123V248H125ZM149 246H147V247H145L144 249H146V248H148ZM151 247H152V245L150 246V250H152L153 249V247H152V249H151ZM200 247H201V245H200ZM202 247H203V244H202ZM206 247H208V246H206ZM206 247H203L202 248V252H204V249L206 250L207 248ZM215 247V246H214ZM213 247V248H214ZM237 249H236V248ZM242 247V246H241ZM241 247L237 250V251H239V250H241L242 252H243V250H245V249H241ZM254 246L252 245V248H253ZM81 248H83V246H81L80 247V252H81ZM95 248V247H94ZM106 248V249H105ZM118 248H120V247H118ZM123 248H121V250L123 249ZM157 247L155 246V248L154 249H156ZM169 248V247H168ZM174 248H175V246H173V250H174ZM189 248V247H188ZM192 248V247H191ZM195 248V247H194ZM220 248V247H219ZM232 248V247H231ZM246 248V247H245ZM249 248H251V247H249ZM89 249V250H90ZM143 249V248H142ZM149 249H146L144 252H147V251H149ZM209 249V248H208ZM216 249H217V247H216ZM262 249V250H261ZM85 250V249H84ZM87 250V249H86ZM96 250H99V249H96ZM112 250H113V248H112ZM117 250V249H116ZM125 251H126V249H124ZM157 250V249H156ZM188 250V249H187ZM193 250V249H192ZM200 250V249H199ZM222 250H224L225 251V248L224 249H222ZM246 250H248V249H246ZM76 251H78V250H76ZM93 251V250H92ZM195 251H196V248H195ZM209 251H210V249H209ZM209 251H207V252H209ZM227 251V250H226ZM225 251V252H226ZM241 251H239V253H241ZM250 250H248V252H249ZM87 252V251H86ZM89 252V251H88ZM91 252V251H90ZM94 252V251H93ZM122 252V251H121ZM121 252L119 253L120 255H121ZM124 252V251H123ZM134 252H136V251H133V254H134ZM143 252V251H142ZM181 252V251H180ZM187 253H188V251H186ZM194 252V251H193ZM234 252V253H233ZM245 252V251H244ZM79 253V252H78ZM83 253H85V251L83 252ZM107 253V252H106ZM110 253V252H109ZM126 254H127V252H125ZM186 253V254H187ZM196 253V252H195ZM210 253V252H209ZM228 253H229V251H228ZM262 253V252H261ZM81 254V253H80ZM92 254V253H91ZM90 254V255H91ZM94 254V253H93ZM96 254H97V256H98V253L96 252ZM119 254H118V257H116V258H119ZM129 254V253H128ZM137 254V253H136ZM144 254V253H143ZM148 254V255H147ZM147 254H145L146 256H148L149 257V254H150V251H149V253L147 252ZM168 254V253H167ZM203 254V253H202ZM206 254V253H205ZM205 254H203V257L205 256ZM227 254V253H226ZM245 254L246 255H248V254H250V253H248L247 254V251H246V253H244V255H242L241 254V256H245ZM82 255V254H81ZM80 255V256H81ZM138 255L139 254H137V259H138ZM153 256L155 255L156 256V252L155 253H153L152 254ZM151 254H150V257L152 256ZM158 255V254H157ZM164 255V254H163ZM251 255V254H250ZM262 255H264V254H262ZM83 256V255H82ZM93 256V255H92ZM108 256V255H107ZM107 256H105V257H107ZM109 256H111V255H109ZM125 256V255H124ZM123 256V257H124ZM135 256V255H134ZM133 256V257H134ZM196 256H198V253H197V255ZM220 256V255H219ZM249 256V255H248ZM248 256H245L246 258H248L247 260H248V263L247 262H244V258L241 260V258H239L240 259V261H242V262H244V263H247V264H249V261H250V259H249V257ZM258 256V255H257ZM261 255H259L258 256V258L260 257ZM84 257V259H87L86 257H87V255H86V257L85 256H83ZM83 257H82V260H83ZM95 257V256H94ZM93 257V258H94ZM113 257V256H112ZM145 257V256H144ZM164 257V256H163ZM212 257V256H211ZM233 257H234V255H233ZM240 257V256H239ZM89 258V257H88ZM101 258H102V256H101ZM108 258V257H107ZM106 258V259H107ZM114 258V257H113ZM155 258V257H154ZM161 258H162V256H161ZM199 259H198V261H200V256L198 257ZM210 258V257H209ZM209 258H206V259H208L209 260ZM215 258V257H214ZM220 258V257H219ZM246 258H245V261H247L246 260ZM258 258L256 259V264H258L259 262H261L260 264H264V262H263V260H264V256H261L260 257V260H258ZM109 259V258H108ZM127 259H128V256H127ZM133 259V258H132ZM144 259V258H143ZM147 259H150V258H147ZM147 259H145V260H147ZM153 259V258H152ZM204 259V258H203ZM206 259H204V261H207V263H208V260H206ZM222 259V258H221ZM220 259V260H221ZM261 259H263V260H261ZM88 260V259H87ZM115 260V259H114ZM117 260V259H116ZM123 260H124V258H123ZM134 260V259H133ZM158 260H159V258H158ZM183 260V259H182ZM202 260V259H201ZM226 260V259H225ZM236 260H238L237 258H236ZM5 261V262H6ZM84 261V260H83ZM89 261L90 260H88V263H89ZM98 262H99V260H97ZM104 261H107V260H104ZM104 261L103 262H100V264L101 263H104ZM121 262H119L120 264L122 263V262H124V264H127V263H125L126 262V259H125V261H122V260H120ZM131 261V260H130ZM140 261V260H139ZM139 261H138V263H139ZM148 261H150L151 262V260H148ZM203 261V262H204ZM223 261H224V259H223ZM239 261V260H238ZM239 261V264H243L242 262H240ZM4 262V263H5ZM110 262V261H109ZM112 262H116V261H112ZM128 262V261H127ZM136 262V261H135ZM152 262H154V261H152ZM216 262H219V261H217L216 260ZM215 262V263H216ZM237 262V261H236ZM235 262V263H236ZM254 262H255V260H254ZM86 263H87V261H86ZM85 263V264H86ZM93 263H95V261H93L92 262V264ZM108 263V262H107ZM107 263H105V264H107ZM130 263V262H129ZM167 263V262H166ZM185 263V262H184ZM225 263H226V261H225ZM2 264V263H1ZM81 264V263H80ZM83 264V263H82ZM98 264V263H97ZM153 264V263H152ZM201 264V263H200ZM203 264V263H202ZM205 264V263H204ZM220 264V263H219ZM222 264V263H221ZM236 264H238V262L236 263ZM253 264V263H252Z\"/></svg>", "mask_w": 264, "mask_h": 264}]
</instances>
